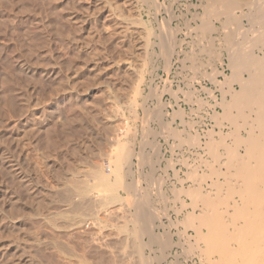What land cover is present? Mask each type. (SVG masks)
<instances>
[{
	"label": "rangeland",
	"instance_id": "374dc122",
	"mask_svg": "<svg viewBox=\"0 0 264 264\" xmlns=\"http://www.w3.org/2000/svg\"><path fill=\"white\" fill-rule=\"evenodd\" d=\"M105 1L109 2V3H105ZM124 1H125V3H124ZM149 1L152 4L155 3L154 5L155 6L157 5V6L156 7L154 6V8L151 9L148 5L144 4L143 0H89V1L88 0H86V1L85 0H0V264H82L83 260L86 261V264H135L134 262L132 263L131 259H126L127 258L126 254L122 253L123 255H121V252L124 251L123 247L125 246V245L124 246H122V245L127 241V239L130 241L133 240V236H130L128 233H124L122 231H119V229H120L119 226H121L122 222H124V216L126 215V211L124 212V210H125L124 206L122 207V205H117L120 208H122L120 210L119 207L112 205L113 208L110 206L111 208L109 207L108 210L106 209L104 211V209L100 208V206H98L96 203L93 202V200H91V199H93L92 195L89 196L87 194L89 197L85 196L84 194L82 195L81 193H79V191L74 189L75 183H73V181L76 182L77 180L79 181V179L81 181H85L86 179L88 180V178H89L88 174H87L88 169H89L90 165H91L90 168H92V166H95L96 163H99V164L104 163L103 168L106 169L105 173L107 171V174H108L109 170L107 168V166H108L107 162L102 163V161H100V160L104 161V156H105V158H107V155L109 153H111V149H113V146L118 145L119 143L123 144V142H124V144L127 143L126 145H131L134 148V151L136 153H139L140 150L144 151V153L147 156L146 159H148V160L145 159L146 161L144 160V163L141 165L137 162L139 164V167H138V164L133 165V167H132L133 173L127 179L128 181L131 177H133V178L137 177L140 180V182L142 181L140 183V185L142 184L141 188L144 190L147 189L146 191H148V192L150 191V193H154L151 186H153L152 183L155 182L156 180L163 181L164 182L163 187H167L169 185V183H171L169 185V187H167L166 189L164 188L166 200L169 198L168 200L170 202H167V203L162 202L159 204H152L153 202H152V200H150L151 205H153L152 209L154 210L156 208L154 213L157 211V213L159 212V216H161V219L159 221L161 222L165 217L169 218V216H167L168 212H166L167 211L166 209H168L170 205L176 206L178 204V202H176V201L177 200L179 201V198L181 197L182 193H180V194L174 193L173 190H175L177 188H176L175 184L172 183L173 182V180H172L173 179V173L175 175V172L177 171V164H178L177 153L180 152V154L185 155V160L192 162L193 161L192 160L193 159V151L195 149V147L192 146L193 144L190 142H185V143L183 142L182 143L181 138H186L188 133L196 135V133L202 134L204 132V129L206 128L207 124L209 123V114L208 113L210 112L209 109H211L210 103H212V99L210 97L209 92L208 91L204 92L201 88V84L206 82V78L203 76V73L206 70H207V73L210 72L211 68H212L209 64L211 56H209V54H207L209 52H201L200 51V49H199L200 47L198 48V46L196 44L198 41L197 35L199 36V32L198 31L196 32V29H193V28H197L196 25H200L202 23V19L204 18V14H205V9H204L205 7L203 5H205L207 3V0H204V1L203 0H149ZM104 3H105L106 7H104ZM124 4H126V5L124 6ZM189 4H191L190 6H193V7H190V9H189ZM201 5L203 6V8ZM111 6H112V10H111ZM85 7L87 10L85 9ZM96 8L100 12L96 11L97 10ZM118 8H119V10H118ZM157 8L159 11L157 10ZM75 9H76V11H74ZM88 9H89V11H88ZM120 10H121V13H120ZM155 10H157V11H155ZM88 13L90 15L93 14L92 15L93 17L90 16L91 20H89L90 18H89ZM122 13L124 16L123 15L121 16ZM194 14L196 17H194ZM81 15H82V17H81ZM104 15H106V16H104ZM202 16H203V18H201ZM98 17H100V18H98ZM104 17H106V18H104ZM107 17H110L111 19L107 18ZM123 17H125V18H123ZM76 18H78V19H76ZM139 19H140L141 23L144 20V22L142 23L143 25H141L140 22H137ZM78 20H80V21H78ZM91 21H92V23H91ZM93 21L95 22V24H93L94 23ZM149 21H151V22H149ZM213 21L215 22L216 20H213ZM105 23H106V25H103ZM138 23H140V25L142 27L140 25H138ZM148 23H151L152 25L148 24ZM121 24H122V26L123 25L124 26L122 27ZM161 24H163V25H161ZM79 25L81 26V28ZM95 25H96V27H95ZM117 25L120 27H117L115 29V26H117ZM144 25L147 27V29L145 28ZM186 26H188L189 28H186ZM215 26L217 29L220 28V30H218V31L216 30L218 33L214 32L215 31L214 30L213 33L211 34L212 35L211 37L215 41H213V40L210 41L212 39L211 37L209 40L211 44H212V42L214 43L213 44L214 48H216V46L217 47L220 46L221 42H217L218 41L217 37L220 36L219 31H221V27H222L221 23L220 22L218 23V21H216ZM152 27L154 29H152ZM190 27H192V28H190ZM99 28L101 29V31H99L100 30ZM110 28L113 29V31H115V32H112V30ZM149 28L153 32H155L156 35H158L159 37L161 36L160 38H165L167 33H168L167 31H173L176 39H178L180 41H184L183 42L184 43V51L186 53L190 52L188 54H191V52H193L195 50L194 54L196 55L195 57L197 58V60H196L197 63H195L191 59L187 58L185 56V54H182L180 62H179V60H176V58H175L172 62V68H171L170 72L166 71L167 70L166 69L167 68L166 67L167 66V58L165 56H163L164 57L163 58L160 51H158L157 55L156 54L151 55L152 53L150 54L149 49L147 51V50H145V48H143V47H145V45H144L145 42H147V41H145V37H150L151 39L154 38L152 35H150L153 33L151 30H149ZM187 29H188V31H187ZM110 30H111V33L113 34L112 36L115 38L111 37V34L109 33ZM147 30H149V31H147ZM120 31H121V35L123 37L120 36V34H119ZM127 31H129V32L131 31V33H129V32L126 33L125 34L126 36L128 34V36L126 37L124 35V33ZM89 32H92L91 36H89V34H90ZM93 32L96 33V36H95V33H93ZM98 32H99V34H98ZM65 33L68 34V36ZM107 33H108V35H107ZM114 33L117 36H114L115 35ZM83 34H84V36H83ZM97 35H98V37H97ZM99 35H100V37H99ZM163 35H164V37H163ZM87 36H89V38ZM101 36H103L104 38ZM64 37H67V38H64ZM86 37H87V39H86ZM91 37H93V38H91ZM116 37L118 40H121L123 38L124 39L121 40L122 41L121 42V41H118L116 39ZM90 38H91V41H90ZM96 38L98 41L96 40ZM83 39L86 42L83 41ZM109 40H110V42H109ZM88 41L90 44L88 43ZM193 41H195V43ZM91 42H94V43H91ZM105 42H108V43L106 44ZM143 42H144V44H143ZM192 43H194V46ZM207 43H208L207 41L203 42V46L205 47L206 45H208ZM106 47H107V49L108 48H110V49L107 50ZM118 48L120 50H118ZM90 49H91V51H90ZM95 50L99 51V53L96 52ZM100 50H103V51H100ZM105 50H106V52H105ZM125 51H127V52H125ZM75 52H77L78 54ZM93 52L94 53L96 52V54H95L96 56L99 54L98 55L99 60L94 55ZM104 52H105V54H104ZM131 52H132V54H131ZM88 53H90L91 55L90 54L87 55ZM92 53L94 56L92 55ZM125 53H127V55ZM198 53H200V54H198ZM101 54H102V56H101ZM116 54L117 55L119 54L120 56L118 55V57H117ZM122 54H125V55H122ZM106 55H108V56H106ZM138 55H140V56L137 57ZM87 56L89 58H87ZM99 56H101V57H99ZM133 56L134 57L136 56L135 57L136 60ZM85 57L87 58V60ZM90 57L93 59L94 62L92 61V59ZM93 57L96 58L95 60H97V61H95ZM143 57H145V58H143ZM150 57H152V58L150 59ZM102 58H103V60H102ZM104 58H106V59H104ZM182 59H184V60L187 59L188 61L186 60L187 62L186 61L184 62V60H182ZM58 61H59V63H57ZM71 61H73V62H71ZM87 61H88V63H83V62H87ZM181 61H183V62H181ZM61 62L63 63V65ZM95 62H97L98 65ZM116 63H117V65H119L118 67H117ZM58 64H60L63 68H61L60 65H58ZM146 64H148L147 69L145 67ZM183 64H185V65H183ZM64 66L68 70L67 73H66L67 70L65 69ZM84 66H86V67H84ZM107 66L110 68L107 69ZM185 66H187V67H185ZM193 66L197 67V68H194ZM78 67H79V69H78ZM98 67L100 69V70L98 69L100 72L98 70H96ZM131 67L134 69H132ZM163 67L165 68V70ZM71 68L74 70V72L72 71ZM75 68H76V70H75ZM91 68H92V70H91ZM127 68H128V70H127ZM140 68H143V69H140ZM198 68L200 70H198ZM58 69L61 71V72L59 71L60 75H57V74H59ZM64 69H65V71H64ZM194 71H196L197 74L195 73V75H194ZM199 71H200V73H199ZM97 72H99V73H97ZM129 72H131V73H129ZM132 72H134V73H132ZM102 73H103V75H102ZM123 73H125V74H123ZM112 74H113V76H112ZM200 75H202L203 77ZM89 76H91V77H89ZM123 76H124V78H123ZM134 76H135V78H134ZM54 77L57 81L54 79ZM61 77H63V79ZM71 77L74 81L72 79H70ZM87 77H89V78H87ZM107 77L108 78L110 77V78L107 79ZM93 78H94V82H91L92 84L89 83V85H88V82H90L89 80L93 81ZM82 79H85V80H82ZM111 79H112V81H111ZM152 80H154V81H152ZM75 81H76V83H75ZM78 81H80V82H78ZM84 81L85 82L87 81L86 85L91 86L92 89L88 86L86 87L85 84H83V86H84L83 87L81 84L85 83ZM113 81L114 82L116 81L118 84L117 83H111ZM228 82L230 83V80H228ZM65 83L67 86L64 85ZM71 84H74L75 86H73ZM101 84H102V86H101ZM113 84L116 86H113ZM56 85L59 86V88ZM79 85H80V87L77 88V86H79ZM150 85H151V87H150ZM97 86H98V88H97ZM56 87H57V90H56ZM113 87H114V89H113ZM234 87L236 89L239 88L238 85H237V87H236V85H234ZM66 88L68 89L67 91H66ZM121 88H124L125 90H121ZM181 88L183 91L181 90ZM211 88L213 90H215V94L217 96L222 95V93L219 90H217L215 87L211 86ZM227 88H225V91L228 90ZM62 89L66 92L64 93V91ZM69 89H70V91H69ZM130 89H131V91H130ZM171 89L173 90L174 93H172ZM107 90H109V92ZM137 90H139L140 93L136 94ZM190 90L192 92L193 91H196V92H194L192 94V92ZM100 91H102V92H100ZM117 91H119L120 94H118ZM133 91L135 93H133ZM188 91L191 92L190 93L191 94L190 102L191 101H192V103L193 102L195 103V101H198V102H196L195 104L194 103L192 104L189 101L188 102L186 101L188 104L187 105L188 110L186 111L185 114L187 116L185 115V117H183V118L178 117V116H174L173 115L174 113L171 109L172 105H176L175 102L179 99L184 100L185 97H183L182 94H183V92L189 93ZM98 93H100V94H98ZM102 93H104L103 94L104 96L101 95ZM187 93H185V94H187ZM117 94H118V96H117ZM125 94H128V96H126ZM185 94H184V96H186ZM98 95L100 98L96 97ZM172 95L173 96L175 95L177 97L174 96L175 97L174 98ZM102 96H103V98H102ZM134 96L136 97V99ZM158 96H159V98H158ZM94 97H96L95 100H94ZM192 97H193V99H192ZM41 98H42V100H41ZM97 98H99L100 100ZM147 98H149V99H147ZM76 99H78V100H76ZM81 99H82V101H81ZM101 99H103L104 101ZM142 99L144 100L143 102H142ZM195 99H197V100H195ZM92 100L94 102H92ZM89 101H90V103L88 104ZM99 101L102 104H100ZM199 101H201V102H199ZM66 102H67V104H66ZM74 102L75 103L78 102V103L75 104ZM91 102L95 103V104H91ZM119 102H121L120 105L122 107H120ZM126 102L128 103V105L124 104ZM134 102L136 104L135 106H137V107H135V109L130 106ZM203 102L205 104L202 105L201 103H203ZM106 103L110 104L111 106L110 105L108 106ZM116 103L118 106L116 105ZM85 104H86V106H85ZM97 104L98 105L100 104V105L98 106ZM168 104H170L171 106L170 105L168 106ZM207 104H210V105L208 106ZM64 105H65V107H63ZM70 105H71V108H73L74 110L70 108ZM76 105L79 107H77ZM106 106L109 107L110 110L107 109ZM112 106H114L116 109L113 107L111 110ZM159 106H160V108H159ZM80 107H81V109H80ZM82 107H84V108H82ZM85 107H87V109H85ZM96 107H97V109H96ZM127 107L128 108L130 107L129 108L130 110ZM161 107H163V108H161ZM200 107H203V108L200 109ZM58 108H59V110H58ZM76 108H77V110L75 111ZM88 108L89 109L91 108L90 111L93 112L94 114H92ZM92 108L95 109L94 110L95 112L92 111L93 110ZM104 108H106L107 111ZM190 108H192L194 110H191ZM78 109H80V111ZM83 109L87 110V112L83 111ZM117 109H119L118 110V112H120L119 114L116 113ZM160 109H162V110H160ZM197 109H199L200 111H198ZM104 110H105V112H104ZM114 110H115V112H114ZM121 110H122V112H121ZM146 110H150V112L146 111ZM68 111L70 113H72V115H70V113ZM108 111H110V113ZM106 112H108V114ZM148 112L153 114V116H152L153 120L151 119L148 122H146L147 121L146 116H147ZM86 113H87V116H86ZM133 113H134V115H133ZM73 115H74V117H73ZM89 115H90V117L93 115L92 116L93 118L91 117V119L93 121L88 118ZM70 117L74 118L72 120V122H71ZM75 117H76L77 121H75L76 120ZM100 117H102V118H100ZM110 117H111V119H108ZM138 117H139V120H137ZM87 118H88V120H87ZM99 118H100V120H99ZM79 119L81 121H79ZM112 119L115 121H113ZM61 120H63L64 123L70 122V126H68L69 124H64ZM39 121H40V123H39ZM43 121L45 122V124ZM116 121H117V123H116ZM124 121L127 122L128 124L124 123ZM55 122L57 125L55 124ZM91 122H96V123L94 124ZM101 122H102L103 126H102ZM118 122L120 123V125L122 123L123 127H122V125L120 126ZM184 122L186 124H184ZM189 122H191V123H189ZM87 123H88V125H87ZM89 123H91L92 125ZM99 123L101 125H99ZM111 123L113 124L112 127L110 125ZM143 123H144V125H143ZM60 124H61V126H60ZM62 124L65 126H63ZM114 124H117L116 128L113 127ZM126 124L128 126V129H127ZM71 125L74 126L75 128L72 127ZM96 125H97V127H96ZM160 125H161V127H160ZM182 125H184V126H182ZM189 125H191V129L189 128L190 127ZM192 125H193V127H192ZM100 126L103 128H101ZM107 126H109L110 128H107ZM119 126H120V128H119ZM49 127H50V129H49ZM64 127H65V129H64ZM147 127H149V129ZM51 128H53L54 130L51 131ZM68 128L70 130H68ZM112 128L115 130L119 128L120 130L114 131ZM121 128H123V129L121 130ZM41 129H43V130L41 131ZM81 129H83V130H81ZM182 129L185 130L184 133H186V134L183 133ZM44 130L45 131L47 130L48 132L47 131L46 132L48 134H46V132ZM49 130H50V132H54L56 130L54 132V134L56 133L57 135H54L53 133L51 134L49 132ZM91 130H93V131H91ZM104 130L108 134L111 133V135L104 133ZM173 130L177 131V132H174ZM43 131H44V133H43ZM57 131H61V132H57ZM70 131H71L72 135L68 134V133H70ZM83 131H86V134ZM120 131L121 132L123 131V132L120 133ZM124 131H127V132H124ZM112 132L113 133L115 132V133L113 134ZM49 133H50V136L48 138L47 135H49ZM116 133L120 135V139L122 138L121 141L118 138L119 135H117ZM126 133L128 135H125ZM40 134H42L44 137ZM66 134H67V136L69 135L70 137L65 136ZM87 134L90 135V137ZM95 134L97 137L95 136ZM121 134H122V137H121ZM163 134L165 135V137H163L164 136ZM143 135H145L144 139L142 138ZM154 135L156 138L154 137ZM55 136H57V137H55ZM58 136H60V139L58 138ZM108 136H110V137H108ZM41 137H43V138H41ZM73 137H74V139H72ZM115 137H116V139H115ZM145 137H146V139H145ZM147 137H149V139ZM153 137L155 139H153ZM50 138H52L54 140H52ZM112 138L115 139L114 142H113L114 139L112 140ZM42 139H45V140L43 141ZM46 139H47V141H46ZM77 139L78 140L82 139L84 143L88 142V141L89 142L86 143L87 145L84 144L85 145L84 146L83 142L81 140L78 141ZM95 139H96V142H95ZM55 140H56V142H55ZM58 140H61V141L59 142ZM74 140H75V142H73ZM145 140H147V141H145ZM153 140H155V141H153ZM166 140H168V141L166 142ZM76 141L79 142L78 146L80 145L81 148L80 147L78 148L77 146H75V144H77ZM100 141H102V143ZM104 141L106 144L108 141L109 144L106 145L104 143ZM47 142H49V143H47ZM51 142H52V146H50ZM58 142L62 143V146H60L61 144L59 145ZM110 142H112L113 144L112 143L110 144ZM134 142H135L136 146H135ZM149 142H150V144L151 143H153V144L150 145ZM157 142L159 144H157ZM55 143H56V145H55ZM66 143H67V145H66ZM70 143H72V144H70ZM73 143H75V144H73ZM147 143H148V145H147ZM173 143H175V144H173ZM57 144L60 147H57ZM141 144H142V146H141ZM63 145H65V146H63ZM149 145L152 146V148ZM154 145L156 146V148H153ZM159 145H160V147L157 148V146H159ZM180 145H182V147H180ZM48 147L50 149H48ZM76 147L78 150H76ZM146 147H148V148H146ZM176 147H177V149H176ZM70 148H72V149H70ZM170 148H172V149L169 150ZM43 149L44 150L47 149V150L43 151ZM59 149H61L60 150L61 152L59 151ZM64 149L68 150V151L70 150V151L68 152V151H65ZM79 149H82V150H79ZM83 149H85L86 152L89 150L87 152V154H86V152H84ZM102 149L103 150L105 149V150L102 151ZM90 150H92V153L90 152ZM100 150L102 153L100 152ZM75 151H76V153H75ZM153 151H155V152L153 153ZM156 151H158V152H156ZM49 152H50V154H49ZM51 152H53L55 154L53 155ZM81 152H82V154H80ZM89 152H90V154H89ZM172 152H173V154H172ZM44 153H45V155H44ZM158 153L160 155H158ZM72 154H75L76 156L72 155ZM50 155L54 156V157H51ZM62 155H63V157H62ZM80 155H81V157H80ZM95 155L98 159L95 158ZM97 155L100 157H98ZM66 156L67 157L71 156V157L66 158ZM158 156H159V159H157ZM56 157H57V160H56ZM79 157L81 158V160ZM91 157H93V158H91ZM42 158H43V160H42ZM52 158H54L55 160H53ZM62 158L65 159L66 163L64 162V160ZM186 158H188V159H186ZM60 159H62L63 162ZM73 159H75V160H73ZM94 159H95V161H94ZM168 159L173 160L174 165H172V166H174L175 168L172 167L173 168L172 169V168L168 167L169 165L167 166V164H169ZM96 160H98V161H96ZM83 161H85V162L88 161V162H86V164H85V162L82 163ZM90 161H91V163H90ZM51 162H53V163L51 164ZM72 162L73 163L76 162V163L73 164ZM92 162H93V164H92ZM39 163L40 164L44 163L43 165H45V167H43ZM69 163L71 165L73 164L74 166L69 165ZM182 163L185 165L184 160L182 161ZM67 164L70 166V168H73L74 170L70 169L67 166ZM82 164H83V166H81ZM58 166L60 168H62L61 172L63 173V176L61 175L62 173L59 172L60 169ZM64 167H65V169H64ZM66 167H67V169H66ZM81 167H83V168H81ZM68 168H69V170H68ZM84 168H87V169L85 170ZM42 169H43V171H41ZM80 169H82L84 171H81ZM104 169H103V171H104ZM175 169H176V171H175ZM203 169H205V167ZM47 170H50V171H47ZM52 170H54V171H52ZM70 170L75 171V173L81 172L80 175L81 174H83V175L80 176L77 173L75 174L73 171H72L73 172L72 173V172H70ZM79 170H80V172H78ZM64 171L65 172L67 171L69 174H67V172L64 174ZM42 173L44 176L42 175ZM48 173H49V175H47ZM50 173H52V174H50ZM71 173L75 174V175H73L74 177L72 176ZM86 174H87L86 179L84 178L85 180H82L83 176H85ZM54 175H56V176H54ZM64 175L67 178H65ZM176 175H178V174H176ZM61 176H62V178H61ZM155 176L157 179H155ZM56 177H57V179H56ZM63 177H64V179H63ZM58 179H60V180H58ZM50 180H51V183H50ZM55 180H56V182H55ZM65 180L69 183H67ZM89 181H91V179ZM62 182H64L65 185H63L64 183H62ZM70 182H72L71 183L72 185L70 184ZM145 183L148 186H143V184H145ZM50 184L53 186H51ZM55 184H56V186L61 185V188L58 186L56 187ZM150 184H152V185H150ZM64 186L65 187L68 186L67 190L64 189L65 188ZM42 188H45V189H42ZM49 188H51L52 190H50ZM58 188H60L61 190L64 189V191L58 190ZM150 188H151V190H150ZM53 189L56 190L57 192L54 191L55 192L54 193ZM68 189H69V193H68ZM65 191L70 196H68L65 193ZM71 191L72 192L74 191V192L72 193ZM119 193H120V196L124 200L128 196V194H126L127 192L125 190H120ZM65 194H66V196H65ZM51 195L52 196L54 195V196L52 197ZM49 196L52 197V198H50V200H49ZM152 197H154V194H153V196H151V198ZM66 198H68L69 201L66 200ZM53 199H55V200H53ZM71 199H72V201H70ZM80 199L82 201H83V199L86 202L88 201L87 202L88 205L85 202L87 206L86 205L84 206V204H85L84 201H83V203H80V201H81ZM40 200H42V201H40ZM51 201H53V202H51ZM60 201H62V202H60ZM91 201H92V203L89 204V202H91ZM39 203L40 204L42 203L43 207L39 206L40 205ZM71 204H73L74 206ZM76 206H78V207L76 208ZM39 207H42V208H39ZM114 207H116V208H114ZM72 208L74 209V211ZM78 208L80 209V211ZM43 209H45V210H43ZM58 211H60V212L58 213ZM75 211L78 212L77 215L75 214L76 213ZM81 211L83 212V214L85 216L81 213ZM124 213H125V215H123ZM44 214H47V215H44ZM163 214H164V216H163ZM59 216H62V217H59ZM65 216H66V218H65ZM112 216L114 217V220L116 219L118 222L116 220L114 221L112 219L113 218ZM115 216L119 219H117ZM106 217H107V219H106ZM49 218H50V220H49ZM59 219H61V220L64 219V220L59 221ZM67 219L68 220L71 219L73 222L71 220H69V222L70 221L72 222V223L70 222L71 223L70 224V223H68ZM170 219L171 218H169V220ZM120 220H122V221H120ZM74 222L76 224H73ZM77 222L80 223V227H79V224ZM81 222H83V223H81ZM111 223H114V224L111 225ZM155 223H156V221H155ZM170 223L174 224V222H172V220H170ZM48 224H50L52 226V228ZM64 224H66V225H64ZM172 224H170L171 227L170 226L166 227V225L161 226L159 228L155 227V229L152 232L153 234L152 233L150 235L148 234L147 236H144L141 240L143 242V244L142 243L141 244L143 246H145V249L143 250L144 251L143 254H144V256L149 257V259L153 262V264H168V263L169 264L170 263L171 264H178V263L184 264L185 261L182 258L185 257L186 262H188V258L193 257V255H194L193 253L188 254L187 250L186 251L183 250L185 248L190 249V243L189 242H192L193 239L192 238L190 239V237L188 235H183L181 237V234L180 235L178 234L179 236L177 237L175 234L181 233V231H185V230H183V229L180 230L177 223H175V225H172ZM108 227H110V228H108ZM163 227H165V228H163ZM51 229H53V230H51ZM116 231H118V233ZM169 231L171 232V234H173L172 240H171L172 241L171 244L173 246L170 243H168L169 245H171V246H169L167 244L168 241H166L167 240V233ZM120 235H121V237H120ZM122 235H124V236L122 237ZM109 237H111V238H109ZM155 237H156V239L160 238L161 240L159 239V242L153 243L154 245L152 246V249H150L147 246L151 245L150 243L153 239H155ZM108 238H109V241H111V242L108 241ZM104 241L107 242V244ZM148 241H150V242H148ZM120 242H124V243L122 244ZM116 243L119 245H117ZM103 244L108 249H105ZM166 245H168V247ZM174 245H176V246H174ZM118 246H119V248H118ZM165 248L168 251L165 250ZM110 249L112 251H110ZM103 253L106 255H104ZM126 253H127V255L130 254L129 252H126ZM161 254H163V255H161ZM99 255L101 256V258H99L100 257ZM112 255H114V256H112ZM180 255H182V256H180ZM115 256L118 258H116ZM123 256L126 258H124ZM76 257H78V258H76ZM113 257H115V258H113ZM150 257L152 259L154 258V261ZM163 257H164V259H163ZM175 257H176V259L178 258L177 259L178 262L175 260ZM102 258L103 259L105 258V259L103 260ZM120 260H123V262H121ZM124 260L126 261V263ZM85 261H83V264H85ZM117 261H118V263H117ZM134 261L137 262V259L134 258ZM136 264H140V262L138 261V263H136Z\"/></svg>",
	"mask_w": 264,
	"mask_h": 264
},
{
	"label": "bare ground",
	"instance_id": "6f19581e",
	"mask_svg": "<svg viewBox=\"0 0 264 264\" xmlns=\"http://www.w3.org/2000/svg\"><path fill=\"white\" fill-rule=\"evenodd\" d=\"M86 1V0H85ZM89 1V0H88ZM204 1V0H203ZM99 2V1H98ZM101 2V1H100ZM143 2H144V4H146V5H148L151 9L152 8H154V4L155 3H151L149 0H143ZM201 2V1H200ZM88 3V2H87ZM102 3V2H101ZM105 3H109V2H106L105 1ZM105 3H104V7H106L105 6ZM113 3V2H112ZM111 3V4H112ZM124 3H125V1H124ZM90 5V4H89ZM108 5V4H107ZM116 5V4H115ZM126 4H124V6H125ZM191 4H189V9H190V7H193V6H190ZM88 6V5H87ZM119 6V5H118ZM117 6V7H118ZM157 6V5H156ZM155 6V7H156ZM202 6V5H201ZM205 8V14H204V18H203V16L201 17V18H203L202 19V23L200 24V25H196L197 26V28H193V29H196V32L198 31L199 32V36L197 35V37H198V41H197V46H198V48L200 49V51L201 52H209V53H207V54H209V56H211L210 58V66L212 67H210L211 68V71L210 72H208L207 73V70L203 73V76L206 78V82L205 83H203V84H201V88H202V90L205 92H209V94H210V97H211V99H212V103H210V104H207L208 106L210 105V108L211 109H209L210 110V112L208 113L209 114V123L207 124V126H206V128L204 129V132L202 133V134H197L196 133V135H193V134H191V133H188V135H187V137L186 138H181V140H182V143L184 142H190V143H192L193 145V147H198L199 149H200V151L202 152V153H198V154H196V157L198 158H196V160L198 161V160H200V162H201V164H195L194 163V161H192V162H190V161H188V160H185V159H182V161L184 160V163H185V167L187 168V171H186V173H184V174H186V183L187 182H189V186L188 187H185V188H183L181 191L182 192H184V194L187 196V197H189V198H191V201H192V203L191 204H189V206L191 205V207H192V210H194L195 211V209L198 207V205L199 204H202L203 205V210H204V208H206V209H209V212H208V210H207V212L205 211H202V209L201 208H199L200 210H201V212H203V213H199V214H197V215H200V216H202V219H201V217L199 216H195V214H193L192 212H194V211H192V212H190L189 214H188V212H187V217H184V218H186V220H184L185 221V223H183V222H181V224L185 227V231H181V233H177V234H175L177 237L181 234V237L183 236V235H188L187 233H188V229H193L194 231H195V234L196 235H194V234H192V235H188L189 237H190V239L192 238L193 239V241L192 242H189L190 243V249L188 248V249H183V250H187V252H188V254H195V253H198V254H201L202 256L204 255L205 256V258H207V257H210L211 255H220V256H225V258L227 257L228 259L229 258H231L230 260H233L232 262H236L237 261V259L236 260H234L235 259V257L237 256V257H239V255H238V253H241L243 256H241L240 258L242 259V257H243V261L244 262H242L241 261V263L242 264H249V262L251 261V260H253L252 258H253V255H255L258 259H257V261H255L254 260V264H264V174H263V170H264V0H207V3L205 4V5H203ZM203 6H202V8H203ZM84 7V6H83ZM95 7V6H94ZM103 7V6H102ZM110 7V6H109ZM168 7V6H167ZM88 8V7H87ZM120 8V7H119ZM119 8H118V10H119ZM122 8V7H121ZM159 8V7H158ZM158 8H157V10H158ZM83 9V8H82ZM85 9H86V7H85ZM97 9V8H96ZM117 9V8H116ZM143 9V8H142ZM87 10V9H86ZM109 10V9H108ZM111 10H112V6H111ZM122 10V9H121ZM121 10H120V13H121ZM157 10H155V11H157ZM169 10V9H168ZM74 11H76V9L74 10ZM88 11H89V9H88ZM95 11V10H94ZM93 11V12H94ZM96 11H98V9L96 10ZM95 11V12H96ZM114 11V10H113ZM112 11V12H113ZM123 11V10H122ZM159 11V10H158ZM86 12V11H85ZM91 12V11H90ZM98 12H100V11H98ZM97 12V13H98ZM111 12V11H110ZM168 12V11H167ZM79 13V12H78ZM77 13V14H78ZM82 13V12H81ZM87 13V12H86ZM104 13V12H103ZM124 13V12H123ZM123 13L121 14V16L123 15ZM149 13V12H148ZM89 14V13H88ZM93 15V14H92ZM92 15H90L89 14V18H90V16H92ZM98 15V14H97ZM111 15V14H110ZM114 15V14H113ZM148 15V14H147ZM150 15V14H149ZM187 15V14H186ZM198 15V14H197ZM71 16V15H70ZM95 16V15H94ZM104 16H106V15H104ZM120 16V17H121ZM124 16V15H123ZM138 16V15H137ZM81 17H82V15H81ZM80 17V18H81ZM93 17V16H92ZM126 17V16H125ZM125 17H123V18H125ZM148 17V16H147ZM177 17V16H176ZM194 17H196L195 16V14H194ZM79 18V19H80ZM88 18V19H89ZM98 18H100V17H98ZM104 18H106V17H104ZM107 18H110V17H107ZM140 18V17H139ZM170 18V17H169ZM178 18V17H177ZM76 19H78V18H76ZM87 19V18H86ZM111 19V18H110ZM122 19V18H121ZM154 19V18H153ZM70 20V19H69ZM89 20H91V18L89 19ZM213 20H216V21H218V23L220 22L221 23V31H219L220 33H219V35L220 36H218L217 37V42H221L220 43V46L219 47H217L216 45V48H214L213 46V42H212V44L210 43V41H212L213 40V38L211 37L212 35V33H213V31L214 32H217L218 30H220V28L219 29H217L216 28V26H215V23H216V21L214 22ZM72 21V20H71ZM78 21H80V20H78ZM82 21V20H81ZM121 21V20H120ZM75 22V21H74ZM94 22V21H93ZM137 22H140L141 23V21H140V19L137 21ZM136 22V23H137ZM143 22H144V20H143ZM142 22V23H143ZM149 22H151V21H149ZM82 23V22H81ZM80 23V24H81ZM91 23H92V21H91ZM97 23V22H96ZM101 23V22H100ZM99 23V24H100ZM120 23V22H119ZM135 23V22H134ZM140 23H138V25H140ZM141 23V25H143ZM191 23V22H190ZM93 24H95V22L93 23ZM92 24V25H93ZM98 24V25H99ZM147 24V23H146ZM148 24H151V23H148ZM187 24V23H186ZM97 25V26H98ZM103 25H106V23L105 24H103ZM140 25V26H141ZM152 25V24H151ZM161 25H163V24H161ZM219 25V24H218ZM80 26V25H79ZM102 26V25H101ZM100 26V27H101ZM109 26V25H108ZM121 26H122V24H121ZM124 26V25H123ZM122 26V27H123ZM145 26V25H144ZM95 27H96V25H95ZM103 27V26H102ZM111 27V26H110ZM117 27H120V26H115V29L117 28ZM142 27V26H141ZM164 27V26H163ZM80 28H81V26H80ZM86 28V27H85ZM92 28V27H91ZM108 28V27H107ZM113 28V27H112ZM127 28V27H126ZM145 28L147 29V27L145 26ZM159 28V27H158ZM165 28V27H164ZM186 28H189L188 26H186ZM190 28H192V27H190ZM79 29V28H78ZM100 29V28H99ZM111 29V28H110ZM114 29V28H113ZM113 29H111L112 30V32H115V31H113ZM152 29H154L153 27H152ZM166 29V28H165ZM180 29V28H179ZM83 30V29H82ZM103 30V29H102ZM111 30H110V34H111V37H113L112 35V33H111ZM126 30V29H125ZM149 30H151L150 28H149ZM149 30H147V31H149ZM217 30V31H216ZM99 31H101V29L99 30ZM104 31V30H103ZM152 31V30H151ZM187 31H188V29H187ZM129 31H127V32H125L124 33V35L126 34V33H128ZM165 32V31H164ZM168 33H167V35H166V37L165 38H160L158 35H156L155 34V32H153L152 31V33L153 34H150V35H152L154 38H150V37H145V41H147V42H145V44H144V42H143V44L145 45V47H143V48H145V50H147L148 51V49L150 50V54L151 55H153V54H158V51H160L161 52V55H162V57L163 56H165L166 58H167V70L166 71H168V72H170V70H171V68H172V62H173V60L176 58V60H179V62H180V60H181V56H182V54H185V56L187 57V58H189V59H191L193 62H195V63H197L196 62V60H197V58L195 57L196 55L194 54V52H195V50L193 51V52H191V54H188V53H190V52H188V53H186L185 51H184V41H180V40H178V39H176L175 38V36H174V33H173V31H167ZM175 32V31H174ZM192 32V31H191ZM69 33V32H68ZM90 34H89V36H91V34H92V32H89ZM93 33H95V32H93ZM103 33V32H102ZM123 33V32H122ZM129 33H131V31L129 32ZM166 33V32H165ZM186 33V32H185ZM218 33V32H217ZM66 34V33H65ZM98 34H99V32H98ZM115 34V33H114ZM119 34H120V36L121 37H123L122 35H121V31L119 32ZM146 34V33H145ZM67 36H68V34H66ZM80 35V34H79ZM88 35V34H87ZM102 35V34H101ZM107 35H108V33H107ZM106 35V36H107ZM57 36V35H56ZM83 36H84V34H83ZM89 36H87L88 38H89ZM94 36V35H93ZM95 36H96V33H95ZM110 36V35H109ZM108 36V37H109ZM114 36H117L116 34L114 35ZM126 36V35H125ZM127 36H128V34H127ZM126 36V37H127ZM134 36V35H133ZM146 36V35H145ZM60 37V36H59ZM58 37V38H59ZM70 37V36H69ZM87 37H86V39H87ZM97 37H98V35H97ZM99 37H100V35H99ZM101 37H103V36H101ZM120 37V38H121ZM163 37H164V35H163ZM210 37L212 38L211 40H210ZM64 38H67V37H64ZM81 38V37H80ZM91 38H93V37H91ZM91 38H90V41H91ZM104 38V37H103ZM106 38V37H105ZM113 38H115V37H113ZM73 39V38H72ZM116 39H117V37H116ZM124 39V38H123ZM123 39H121V40H123ZM148 39V40H147ZM216 39V38H215ZM93 40V39H92ZM96 40H97V38H96ZM106 40V39H105ZM118 40V39H117ZM116 40V41H117ZM121 40H118V41H121ZM210 40V41H209ZM71 41V40H70ZM82 41V40H81ZM83 41H85L84 39H83ZM98 41V40H97ZM100 41V40H99ZM115 41V40H114ZM205 41H207L208 43V45H206L205 47L203 46V42H205ZM213 41H215V40H213ZM69 42V41H68ZM77 42V41H76ZM86 42V41H85ZM96 42V41H95ZM109 42H110V40H109ZM122 42V41H121ZM120 42V43H121ZM194 43H195V41H193ZM78 43V42H77ZM88 43H89V41H88ZM91 43H94V42H91ZM102 43V42H101ZM104 43V42H103ZM106 44L108 43V42H105ZM119 43V42H118ZM194 43H192L193 44V46H194ZM90 44V43H89ZM114 44V43H113ZM112 44V45H113ZM123 44V43H122ZM191 44V45H192ZM195 44V45H196ZM218 44V43H217ZM105 45V44H104ZM189 45V44H188ZM219 45V44H218ZM102 46V45H101ZM120 46V45H119ZM123 46V45H122ZM133 46V45H132ZM104 47V46H103ZM134 47V46H133ZM123 48V47H122ZM140 48V47H139ZM138 48V49H139ZM147 48V49H146ZM191 48V47H190ZM102 49V48H101ZM106 49H107V47H106ZM108 49H110V48H108ZM107 49V50H108ZM137 49V50H138ZM158 49V50H157ZM195 49V48H194ZM58 50V49H57ZM118 50H120L119 48H118ZM129 50V49H128ZM143 50V49H142ZM90 51H91V49H90ZM96 51V50H95ZM100 51H103V50H100ZM132 51V50H131ZM144 51V50H143ZM88 52V51H87ZM96 52H98L99 53V51H96ZM96 52L94 53V55L96 54ZM105 52H106V50H105ZM105 52H104V54H105ZM125 52H127V51H125ZM129 52V51H128ZM135 52V51H134ZM141 52V51H140ZM200 52V53H201ZM75 53H77V52H75ZM93 53H92V55H93ZM103 53V52H102ZM111 53V52H110ZM130 53V52H129ZM200 53H198V54H200ZM78 54V53H77ZM86 54V53H85ZM84 54V55H85ZM90 53H88L87 55H89ZM115 54V53H114ZM126 55H127V53H125ZM125 54H122V55H125ZM131 54H132V52H131ZM197 54V53H196ZM202 54V53H201ZM82 55V54H81ZM83 55V56H84ZM91 55V54H90ZM93 55V56H94ZM99 55V54H98ZM98 55L96 56L97 58H98ZM117 55V54H116ZM115 55V56H116ZM119 55V54H118ZM118 55H117V57H118ZM134 55V54H133ZM136 55V54H135ZM204 55V54H203ZM79 56V55H78ZM101 56H102V54H101ZM101 56H99V57H101ZM106 56H108V55H106ZM113 56V55H112ZM120 56V55H119ZM140 55H138L137 57H139ZM145 56V55H144ZM159 56V55H158ZM198 56V55H197ZM82 57V56H81ZM92 57V56H91ZM90 57V58H91ZM114 57V56H113ZM112 57V58H113ZM116 57V58H117ZM134 57V56H133ZM136 57V56H135ZM134 57V58H135ZM56 58V57H55ZM86 58V57H85ZM87 58H89L88 56H87ZM87 58H86V60H87ZM94 58V57H93ZM108 58V57H107ZM120 58V57H119ZM127 58V57H126ZM143 58H145V57H143ZM152 57H150V59H151ZM154 58V57H153ZM164 58V57H163ZM73 59V58H72ZM92 59V58H91ZM96 58H94V60H95ZM104 59H106V58H104ZM114 59V58H113ZM138 59V58H137ZM148 59V58H147ZM149 59V60H150ZM59 60V59H58ZM69 60V59H68ZM98 60H99V58H98ZM102 60H103V58H102ZM108 60V59H107ZM110 60V59H109ZM135 60H136V58H135ZM165 60V59H164ZM182 60H184V59H182ZM187 59H185L184 60V62L186 61ZM57 61V60H56ZM62 61V60H61ZM92 61H93V59H92ZM95 61H97V60H95ZM112 61V60H111ZM151 61V60H150ZM188 61V60H187ZM186 61V62H187ZM71 62H73V61H71ZM94 62V61H93ZM103 62V61H102ZM105 62V61H104ZM109 62V61H108ZM119 62V61H118ZM135 62V61H134ZM137 62V61H136ZM141 62V61H140ZM181 62H183V61H181ZM57 63H59V61L57 62ZM62 63V62H61ZM60 63V64H61ZM83 63H88V61L87 62H83ZM95 63H97V62H95ZM121 63V62H120ZM60 64H58V65H60ZM119 64V63H118ZM202 64V63H201ZM62 65H63V63H62ZM74 65V64H73ZM91 65V64H90ZM97 65H98V63H97ZM116 65H117V63H116ZM124 65V64H123ZM183 65H185V64H183ZM182 65V66H183ZM57 66V65H56ZM96 66V65H95ZM119 65H117V67H118ZM147 66H148V64H146V69H147ZM181 66V67H182ZM207 66V65H206ZM209 66V65H208ZM60 67L61 68H63L61 65H60ZM65 67V66H64ZM77 67V66H76ZM80 67V66H79ZM79 67H78V69H79ZM84 67H86V66H84ZM93 67V66H92ZM100 67V66H99ZM99 67L96 69V70H98L99 69ZM112 67V66H111ZM185 67H187V66H185ZM189 67V66H188ZM194 67V66H193ZM59 68V67H58ZM96 68V67H95ZM104 68V67H103ZM108 68H110V67H108L107 66V69ZM132 68V67H131ZM164 68V67H163ZM194 68H197V67H194ZM65 69H66V67H65ZM65 69H64V71H65ZM72 69V68H71ZM105 69V68H104ZM132 69H134V68H132ZM140 69H143V68H140ZM139 69V70H140ZM183 69V68H182ZM193 69V68H192ZM67 70V69H66ZM75 70H76V68H75ZM91 70H92V68H91ZM100 70V69H99ZM98 70V71H99ZM127 70H128V68H127ZM164 70H165V68H164ZM194 70V69H193ZM198 70H200L199 68H198ZM60 70L58 69V72H59ZM72 71L74 72V70L72 69ZM90 71V70H89ZM117 71V70H116ZM123 71V70H122ZM134 71V70H133ZM165 71V72H166ZM191 71V70H190ZM61 72V71H60ZM60 72H59V74H57V75H60ZM68 72V70L66 71V73ZM100 72V71H99ZM99 72H97V73H99ZM105 72V71H104ZM112 72V71H111ZM120 72V71H119ZM143 72V71H142ZM193 72V71H192ZM57 73V72H56ZM65 73V72H64ZM63 73V74H64ZM65 73V74H66ZM71 73V72H70ZM114 73V72H113ZM116 73V72H115ZM129 73H131V72H129ZM132 73H134V72H132ZM146 73V72H145ZM180 73V72H179ZM195 73H196V71H194V75H195ZM199 73H200V71H199ZM80 74V73H79ZM95 74V73H94ZM101 74V73H100ZM99 74V75H100ZM111 74V73H110ZM120 74V73H119ZM123 74H125V73H123ZM143 74V73H142ZM141 74V75H142ZM197 74V73H196ZM202 74V73H201ZM70 75V74H69ZM81 75V74H80ZM90 75V74H89ZM97 75V74H96ZM98 75V76H99ZM102 75H103V73H102ZM117 75V74H116ZM134 75V74H133ZM140 75V74H139ZM181 75V74H180ZM72 76V75H71ZM82 76V75H81ZM110 76V75H109ZM112 76H113V74H112ZM119 76V75H118ZM122 76V75H121ZM200 76H202V75H200ZM202 76V77H203ZM89 77H91V76H89ZM89 77H87V78H89ZM201 77V78H202ZM62 79H63V77H61ZM74 78V77H73ZM105 78V77H104ZM110 78V77H109ZM108 77H107V79H109ZM113 78V77H112ZM121 78V77H120ZM123 78H124V76H123ZM134 78H135V76H134ZM152 78V77H151ZM54 79H55V77H54ZM66 79V78H65ZM70 79H72V77L70 78ZM96 79V78H95ZM100 79V78H99ZM117 79V78H116ZM146 79V78H145ZM56 80V79H55ZM67 80V79H66ZM65 80V81H66ZM73 80V79H72ZM71 80V81H72ZM76 80V79H75ZM80 80V79H79ZM82 80H85V79H82ZM81 80V81H82ZM88 80V79H87ZM101 80V79H100ZM105 80V79H104ZM125 80V79H124ZM144 80V79H143ZM228 80H230V83L228 82ZM57 81V80H56ZM74 81V80H73ZM90 82H88V85H89V83H91V82H94V78H93V81H91V80H89ZM96 81V80H95ZM111 81H112V79H111ZM152 81H154V80H152ZM60 82V81H59ZM58 82V83H59ZM67 82V81H66ZM78 82H80V81H78ZM83 82V81H82ZM85 82V81H84ZM102 82V81H101ZM100 82V83H101ZM200 82V81H199ZM57 83V82H56ZM55 83V84H56ZM63 83V82H62ZM75 83H76V81H75ZM86 83H87V81L85 82V83H82L81 85L83 86V84H85L86 85ZM111 83H117L116 81L114 82H111ZM120 83V82H119ZM143 83V82H142ZM167 83V82H166ZM80 84V83H79ZM92 84V83H91ZM90 84V85H91ZM98 84V83H97ZM103 84V83H102ZM102 84H101V86H102ZM118 84V83H117ZM125 84V83H124ZM123 84V85H124ZM65 86H67L66 85V83L64 84ZM63 85V86H64ZM71 85H73V86H75L74 84H71ZM88 85H86V87L88 86ZM100 85V84H99ZM112 85V84H111ZM122 85V86H123ZM234 85H238V87L239 88H235L234 87ZM54 86V85H53ZM57 86V85H56ZM72 86V87H73ZM113 86H116V85H114L113 84ZM211 86H213V87H215L217 90H219L221 93H222V95L221 96H217L216 94H215V90H213L212 88H211ZM228 88H227V87ZM58 88H59V86H57ZM57 87H56V90H57ZM61 87V86H60ZM78 87H80V85L79 86H77V88ZM84 87V86H83ZM88 87H90L91 88V86H88ZM94 87V86H93ZM107 87V86H106ZM126 87V86H125ZM150 87H151V85H150ZM192 87V86H191ZM64 88V87H63ZM68 88V87H67ZM66 88V91L68 90ZM97 88H98V86H97ZM119 88V87H118ZM172 88V87H171ZM225 88H227L228 90L227 91H225ZM61 89V88H60ZM65 89V88H64ZM92 89V88H91ZM90 89V90H91ZM105 89V88H104ZM107 89V88H106ZM113 89H114V87H113ZM145 89V88H144ZM153 89V88H152ZM63 90V89H62ZM89 90V91H90ZM121 90H125L124 88H121ZM170 90V89H169ZM172 90V89H171ZM181 90H182V88H181ZM64 91V90H63ZM66 91H64V93L66 92ZM69 91H70V89H69ZM108 92H109V90H107ZM120 91V90H119ZM119 91H117L118 92V94H120L119 93ZM130 91H131V89H130ZM157 91V90H156ZM166 91V90H165ZM183 91V90H182ZM191 91V90H190ZM100 92H102V91H100ZM116 92V91H115ZM168 92V91H167ZM189 92V91H188ZM192 92V91H191ZM191 92H189V93H187V92H183V97H185V99L183 100V99H179V100H177L175 103H176V105H172V111H173V115L174 116H178V117H181V118H183V117H185V113H186V111L188 110V107H187V102L189 101L190 102V99H191ZM194 92H196V91H193L192 92V94L194 93ZM72 93V92H71ZM70 93V94H71ZM105 93V92H104ZM104 93H102L101 95H103ZM125 93V92H124ZM133 93H135L134 91H133ZM138 93H140L139 92V90H137L136 91V94H138ZM143 93V92H142ZM141 93V94H142ZM172 93H174L173 92V90H172ZM185 93H187V94H185ZM59 94V93H58ZM63 94V93H62ZM84 94V93H83ZM98 94H100V93H98ZM118 94H117V96H118ZM135 94V95H136ZM169 94V93H168ZM184 94L186 95V96H184ZM60 95V94H59ZM58 95V96H59ZM77 95V94H76ZM124 95V94H123ZM126 96H128V94H125ZM152 95V94H151ZM150 95V96H151ZM157 95V94H156ZM177 95V94H176ZM104 96V95H103ZM103 96H102V98H103ZM109 96V95H108ZM111 96V95H110ZM125 96V97H126ZM137 96V95H136ZM173 96V95H172ZM175 96V95H174ZM173 96V97H174ZM71 97V96H70ZM75 97V96H74ZM96 97H99V95L98 96H96ZM96 97H94V100H95V98ZM120 97V96H119ZM124 97V98H125ZM135 97V96H134ZM133 97V98H134ZM147 97V96H146ZM171 97V96H170ZM175 97H177V96H175ZM174 97V98H175ZM196 97V96H195ZM100 98V97H99ZM99 98H97V99H99ZM110 98V97H109ZM140 98V97H139ZM158 98H159V96H158ZM55 99V98H54ZM70 99V98H69ZM74 99V98H73ZM72 99V100H73ZM84 99V98H83ZM92 99V98H91ZM115 99V98H114ZM127 99V98H126ZM129 99V98H128ZM135 99H136V97H135ZM134 99V100H135ZM147 99H149V98H147ZM146 99V100H147ZM177 99V98H176ZM192 99H193V97H192ZM41 100H42V98H41ZM76 100H78V99H76ZM85 100V99H84ZM88 100V99H87ZM100 100V99H99ZM101 100H103V99H101ZM110 100V99H109ZM108 100V101H109ZM195 100H197V99H195ZM67 101V100H66ZM81 101H82V99H81ZM104 101V100H103ZM111 101V100H110ZM120 101V100H119ZM132 101V100H131ZM130 101V102H131ZM136 101V100H135ZM144 100L142 99V102H143ZM152 101V100H151ZM187 101V102H186ZM53 102V101H52ZM63 102V101H62ZM92 102H94L93 100H92ZM91 102V104H95V103H92ZM98 102V101H97ZM96 102V103H97ZM107 102V101H106ZM112 102V101H111ZM161 102V101H160ZM178 102V103H177ZM196 102H198V101H195V103ZM199 102H201V101H199ZM43 103V102H42ZM65 103V102H64ZM71 103V102H70ZM75 103V102H74ZM78 103V102H77ZM77 103H75V104H77ZM90 103V101L88 102V104ZM99 103L100 104H102L100 101H99ZM105 103V102H104ZM132 103V102H131ZM137 103V102H136ZM190 103H192V101L190 102ZM194 103V102H193ZM192 103V104H193ZM194 103V104H195ZM66 104H67V102H66ZM81 104V103H80ZM99 104V105H100ZM107 104V103H106ZM112 104V103H111ZM121 104V102H119V105ZM123 104V103H122ZM124 104H127L128 105V103L126 102V103H124ZM202 105L203 104H205L204 102L203 103H201ZM44 105V104H43ZM98 105V104H97ZM98 105V106H99ZM108 106L110 105V104H107ZM116 105H117V103H116ZM136 104H135V102L133 103V104H131L130 106L132 107V108H134L135 109V107H137V106H135ZM170 104H168V106H169ZM201 105V106H202ZM41 106V105H40ZM77 106V105H76ZM84 106V105H83ZM85 106H86V104H85ZM111 106V105H110ZM118 106V105H117ZM144 106V105H143ZM171 106V105H170ZM205 106V105H204ZM63 107H65V105L63 106ZM74 107V106H73ZM77 107H79V106H77ZM91 107V106H90ZM93 107V106H92ZM107 107V106H106ZM114 106H112L111 107V110H112V108H113ZM120 107H122L121 105H120ZM125 107V106H124ZM199 107V106H198ZM70 108H71V105H70ZM69 108V109H70ZM82 108H84V107H82ZM95 108V107H94ZM94 108H92L93 110L92 111H94L95 109ZM115 108V107H114ZM119 108V107H118ZM128 108V107H127ZM130 108V107H129ZM128 108V109H129ZM159 108H160V106H159ZM161 108H163V107H161ZM201 108H203V107H200V109ZM71 109H73V108H71ZM70 109V110H71ZM80 109H81V107H80ZM80 109H78L79 111H80ZM85 109H87V107H85ZM89 109V108H88ZM91 109V108H90ZM90 109H89V111H90ZM96 109H97V107H96ZM104 109H106V108H104ZM107 109H109V107H107ZM107 109H106V111H107ZM116 109V108H115ZM144 109V108H143ZM148 109V108H147ZM191 110H194V109H192V108H190ZM44 110V109H43ZM42 110V111H43ZM54 110V109H53ZM58 110H59V108H58ZM74 110V109H73ZM77 110V108L75 109V111ZM99 110V109H98ZM110 110V109H109ZM118 110L119 109H117V112L116 113H120V112H118ZM127 110V109H126ZM130 110V109H129ZM145 110V109H144ZM160 110H162V109H160ZM198 111H200L199 109H197ZM83 111H86L87 112V110H84L83 109ZM146 111H149L150 112V110H146ZM58 112V111H57ZM69 112V111H68ZM72 112V111H71ZM74 112V111H73ZM91 112V111H90ZM95 112V111H94ZM101 112V111H100ZM99 112V113H100ZM104 112H105V110H104ZM109 113H110V111H108ZM108 112H106L107 114H108ZM113 112V111H112ZM114 112H115V110H114ZM121 112H122V110H121ZM130 112V111H129ZM128 112V113H129ZM145 112V111H144ZM148 112V114H147V121L146 122H148L149 120H151L152 119V116H153V114L152 113H149ZM195 112V111H194ZM45 113V112H44ZM50 113V112H49ZM70 113V112H69ZM68 113V114H69ZM82 113V112H81ZM92 114H94L93 112H91ZM42 114V113H41ZM48 114V113H47ZM76 114V113H75ZM50 115V114H49ZM70 115H72V113H70ZM83 115V114H82ZM91 115V114H90ZM90 115H89V119H91V117L93 116H91L90 117ZM117 115V114H116ZM130 115V114H129ZM133 115H134V113H133ZM138 115V114H137ZM155 115V114H154ZM162 115V114H161ZM46 116V115H45ZM86 116H87V113H86ZM102 116V115H101ZM126 116V115H125ZM163 116V115H162ZM187 116V115H186ZM189 116V115H188ZM208 116V115H207ZM56 117V116H55ZM58 117V116H57ZM60 117V116H59ZM69 117V116H68ZM73 117H74V115H73ZM73 117H70L71 118V122H72V120L74 119ZM83 117V116H82ZM98 117V116H97ZM107 117V116H106ZM137 117V116H136ZM202 117V116H201ZM84 118V117H83ZM88 118H87V120H88ZM93 118V117H92ZM96 118V117H95ZM100 118H102V117H100ZM100 118H99V120H100ZM114 118V117H113ZM123 118V117H122ZM132 118V117H131ZM130 118V119H131ZM144 118V117H143ZM192 118V117H191ZM75 119H76V117H75ZM81 119V118H80ZM79 119V121H81ZM108 119H111V117L110 118H108ZM135 119V118H134ZM175 119V118H174ZM60 120V119H59ZM68 120V119H67ZM92 120V119H91ZM96 120V119H95ZM98 120V121H99ZM103 120V119H102ZM101 120V121H102ZM105 120V119H104ZM113 120V119H112ZM137 120H139V117H138V119ZM143 120V119H142ZM153 120V119H152ZM161 120V119H160ZM45 121V120H44ZM43 121V122H44ZM56 121V120H55ZM62 122H63V120H61ZM65 121V120H64ZM70 121V120H69ZM75 121H77V119L75 120ZM74 121V122H75ZM84 121V120H83ZM93 121V120H92ZM108 121V120H107ZM113 121H115V120H113ZM126 121V120H125ZM124 121V123H127V122H125ZM164 121V120H163ZM180 121V120H179ZM87 122V121H86ZM89 122V121H88ZM120 122V121H119ZM118 122V123H119ZM123 122V121H122ZM193 122V121H192ZM39 123H40V121H39ZM59 123V122H58ZM61 123V122H60ZM64 123V122H63ZM82 123V122H81ZM91 123H96V122H91ZM91 123H89V124H91ZM110 123V122H109ZM116 123H117V121H116ZM130 123V122H129ZM188 123V122H187ZM189 123H191V122H189ZM194 123V122H193ZM44 124H45V122H44ZM52 124V123H51ZM55 124H56V122H55ZM64 124H69L68 126H70V122L69 123H64ZM76 124V123H75ZM86 124V123H85ZM84 124V125H85ZM101 124H102V122H101ZM100 123H99V125H101ZM128 124V123H127ZM127 124H126V126H127ZM136 124V123H135ZM175 124V123H174ZM184 124H186L185 122H184ZM196 124V123H195ZM57 125V124H56ZM59 125V124H58ZM63 125V124H62ZM82 125V124H81ZM87 125H88V123H87ZM92 125V124H91ZM105 125V124H104ZM111 125V127H112V123L110 124ZM119 125H120V123H119ZM121 125H122V127H123V124L121 123ZM120 125V126H121ZM143 125H144V123H143ZM149 125V124H148ZM49 126V125H48ZM60 126H61V124H60ZM63 126H65V125H63ZM72 126V125H71ZM83 126V125H82ZM81 126V127H82ZM102 126H103V124H102ZM120 126H119V128H120ZM182 126H184V125H182ZM190 127V129H191V125H189ZM44 127V126H43ZM72 127H74V126H72ZM88 127V126H87ZM86 127V128H87ZM91 127V126H90ZM95 127V126H94ZM96 127H97V125H96ZM95 127V128H96ZM101 127V126H100ZM113 127H117V124H114V126ZM144 127V126H143ZM160 127H161V125H160ZM192 127H193V125H192ZM236 129H235V128ZM47 128V127H46ZM45 128V129H46ZM70 128V127H69ZM68 128V130H70ZM75 128V127H74ZM78 128V127H77ZM101 128H103V127H101ZM105 128V127H104ZM107 128H110L109 126H107ZM113 129L114 131H117V130H120V129ZM130 128V127H129ZM134 128V127H133ZM148 129H149V127H147ZM176 128V127H175ZM232 128H234L235 129V131L233 130V131H231V129ZM40 129V128H39ZM49 129H50V127H49ZM63 129V128H62ZM64 129H65V127H64ZM88 129V128H87ZM92 129V128H91ZM123 128H121V130H122ZM125 129V128H124ZM127 129H128V126H127ZM152 129V128H151ZM258 129H260V130H258ZM43 129H41V131H42ZM54 129L53 128H51V131H53ZM60 130V129H59ZM67 130V129H66ZM65 130V131H66ZM81 130H83V129H81ZM98 130V129H97ZM103 130V129H102ZM112 130V131H113ZM142 130V129H141ZM144 130V129H143ZM183 130V129H182ZM241 130H244L245 132H246V134H248V136H244V135H242V131ZM260 131V133L259 134H257L256 135V133H255V131ZM45 131V130H44ZM44 131H43V133H44ZM47 131V130H46ZM45 131V132H46ZM56 131V130H55ZM54 131V132H55ZM74 131V130H73ZM91 131H93V130H91ZM110 131V130H109ZM135 131V130H134ZM137 131V130H136ZM174 131V130H173ZM203 131V130H202ZM48 132V131H47ZM46 132V134H48ZM49 132H50V130H49ZM54 132H50L51 134L53 133L54 134ZM57 132H61V131H57ZM63 132V131H62ZM68 132V131H67ZM75 132V131H74ZM73 132V133H74ZM83 132H85V134H86V131H83ZM100 132V131H99ZM111 132V131H110ZM119 132V131H118ZM123 132V131H122ZM121 131H120V133H122ZM124 132H127V131H124ZM144 132V131H143ZM174 132H177V131H174ZM182 132V131H181ZM185 132V130H183V133ZM42 133V134H43ZM50 133H49V135H47V137L49 138V136H50ZM66 133V132H65ZM76 133V132H75ZM74 133V134H75ZM104 133H107V132H105V130H104ZM113 133V132H112ZM115 133V132H114ZM113 133V134H114ZM147 133V132H146ZM39 134V133H38ZM42 134H40V135H42ZM64 134V133H63ZM68 134H70V135H72L71 134V131H70V133H68ZM78 134V133H77ZM84 134V133H83ZM82 134V135H83ZM84 134V135H85ZM108 134V133H107ZM110 135H111V133H109ZM108 134V135H109ZM112 134V135H113ZM117 134V133H116ZM138 134V133H137ZM148 134V133H147ZM155 134V133H154ZM166 134V133H165ZM184 134H186V133H184ZM45 135V134H44ZM54 135H57L56 133L54 134ZM76 135V134H75ZM88 135V134H87ZM98 135V134H97ZM117 135H119V134H117ZM125 135H128L127 133L125 134ZM124 135V136H125ZM131 135V134H130ZM160 135V134H159ZM164 135V134H163ZM254 135H256V138L257 139H259L260 141V146H261V151H260V149L258 150V152L260 151L261 152V154H260V152L258 153V154H260V155H258V154H256V157L255 158H253V156H255V155H253L254 153L253 152H251L252 150L256 153V150H254V148H257L256 147V145H255V147H252V150L251 149H249V150H246L247 152H246V154H242L239 150L241 149V148H243L244 146H245V148H247L246 147V145H248L249 143L252 145V139H253V137H254ZM43 136V135H42ZM64 136V135H63ZM65 136H67V134L65 135ZM69 136V135H68ZM67 136V137H68ZM74 136V135H73ZM77 136V135H76ZM81 136V135H80ZM86 136V135H85ZM84 136V137H85ZM89 137H90V135H88ZM92 136V135H91ZM95 136H96V134H95ZM107 136V135H106ZM114 136V135H113ZM133 136V135H132ZM135 136V135H134ZM144 136L145 135H143V139H144ZM180 136V135H179ZM40 137V136H39ZM44 137V136H43ZM43 137H41V138H43ZM55 137H57V136H55ZM70 137V136H69ZM97 137V136H96ZM108 137H110V136H108ZM121 137H122V134H121ZM154 137H155V135H154ZM153 137V139H155ZM163 137H165V135L163 136ZM181 137V136H180ZM47 138V139H48ZM54 138V137H53ZM58 138L60 139V136H58ZM78 138V137H77ZM82 138V137H81ZM93 138V137H92ZM119 140L121 141V139H120V135H119ZM117 138V139H118ZM148 139H149V137H147ZM47 139H46V141H47ZM50 139H52V138H50ZM49 139V140H50ZM55 139V138H54ZM54 139H52V140H54ZM68 139V138H67ZM72 139H74V137L72 138ZM88 139V138H87ZM97 139V138H96ZM96 139H95V142H96ZM110 139V138H109ZM114 138H112V140H113ZM115 139H116V137H115ZM115 139L113 140V142L115 141ZM124 139V138H123ZM137 139V138H136ZM145 139H146V137H145ZM43 141L45 140V139H42ZM51 140V141H52ZM78 140V139H77ZM82 142H83V140L82 139H80ZM80 140H78V141H80ZM99 140V139H98ZM105 140V139H104ZM165 140V139H164ZM233 140V142H235L236 143V148H235V151L233 150V148H231V146L232 145H230L229 144V141H232ZM40 141V140H39ZM45 141V142H46ZM59 142L61 141V140H58ZM69 141V140H68ZM78 141H76L77 142V144H75V143H73V144H75V146H77L78 148L80 147V145L78 146V144H79V142ZM87 141V140H86ZM91 141V140H90ZM106 141V140H105ZM105 141H104V143H105ZM117 141V140H116ZM145 141H147V140H145ZM153 141H155V140H153ZM168 140H166V142H167ZM180 141V140H179ZM42 142V141H41ZM40 142V143H41ZM50 142V141H49ZM49 142H47V143H49ZM55 142H56V140H55ZM58 142V143H59ZM73 142H75V140L73 141ZM89 142V141H88ZM88 142H83V145L84 144H86V143H88ZM101 143H102V141H100ZM130 142V141H129ZM152 142V141H151ZM254 142V141H253ZM54 143V142H53ZM103 143V144H104ZM112 142H110V144H111ZM126 143V142H125ZM137 143V142H136ZM139 143V142H138ZM176 143V142H175ZM175 143H173V144H175ZM255 143V142H254ZM51 145L50 146H52V142L50 143ZM61 144V145H60ZM70 144H72V143H70ZM106 144V143H105ZM107 144H109L108 143V141H107ZM106 144V145H107ZM113 144V143H112ZM127 144V143H126ZM126 144H124V142H123V144L122 143H119L118 145H115V146H113V149H111V153H109L108 155H107V158H105V156H104V161L103 160H100V161H102V163L103 162H107V164H108V166H107V168H108V170H109V173L107 174V171H106V173H105V170L106 169H104L103 167H104V163L103 164H99V163H96L95 164V166H92V168H90L91 167V165H90V167H89V169H88V172H87V174H88V180L86 179V176H87V174L85 175V176H83V179L82 180H85V181H81L80 179H79V181L77 180L76 182H74L73 181V183H75L74 184V186H75V188L74 189H76L77 191H79V193H81L82 195L84 194L85 196H87V197H89L90 195H92L93 196V199H91V200H93V202L94 203H96L98 206H100V208H102V209H104V211L107 209H109V207L111 206L112 207V205H115V206H117V205H122V207L124 206V208H125V210H124V212L126 211V215H125V213L123 214V215H125L124 216V222H122V225L121 226H119V231H122V232H124V233H128L130 236H133V240H128L127 238V241L124 243V242H120V243H124L122 246H124L123 247V249H124V251H122L121 252V255H123V254H126V257H124V258H126V259H131V261H132V263L134 262L135 264L136 263H138V261L140 262V264H153V262L149 259V257H146V256H144V249H145V246H143L142 244H143V242L141 241L142 240V238L144 237V236H147L148 234L150 235L152 232H153V230L155 229V227H157V226H155V221L157 222V221H159L160 219H161V216H159V212L157 213V211L154 213V211L156 210V208L153 210L152 209V207H153V205H151V201L150 200H152V204H159V203H162V202H170L168 199L166 200V195H165V192H164V190H163V186H164V182L163 181H158V180H156L155 182H153L152 184H153V188L155 189L156 188V192L155 193H150V191L148 192V191H146V190H144V189H142L141 188V186H142V184L140 185V183L142 182H140V180L136 177V178H134V180H132L131 182H129L127 179L129 178V176H131L132 175V167H133V165H135V164H143L144 163V160L146 159V154L144 153V151H139V153H136L135 151H134V148L131 146V145H126ZM134 144H135V142H134ZM149 144H150V142H149ZM151 144H153V143H151ZM150 144V145H151ZM157 144H159L158 142H157ZM165 144V143H164ZM44 145V144H43ZM54 145V144H53ZM55 145H56V143H55ZM59 145L60 146H62V143H59ZM66 145H67V143H66ZM69 145V144H68ZM82 145V146H83ZM87 145V144H86ZM147 145H148V143H147ZM149 145V146H150ZM161 145V144H160ZM160 145L159 146H157V148L158 147H160ZM183 145V144H182ZM182 145H180V147H182ZM187 145V144H186ZM234 145V144H233ZM60 146H58V144H57V147H60ZM63 146H65V145H63ZM70 146V145H69ZM85 146V145H84ZM92 146V145H91ZM104 146V145H103ZM112 146V145H111ZM131 146V147H130ZM135 146H136V144H135ZM141 146H142V144H141ZM155 146V145H154ZM153 146V148H156V146L154 147ZM179 146V145H178ZM177 146V147H178ZM54 147V146H53ZM71 147V146H70ZM73 147V146H72ZM77 147H76V150H78L77 149ZM151 148H152V146H150ZM177 147H176V149H177ZM46 148V147H45ZM56 148V147H55ZM54 148V149H55ZM63 148V147H62ZM74 148V147H73ZM81 148V147H80ZM103 148V147H102ZM105 148V147H104ZM146 148H148V147H146ZM166 148V147H165ZM175 148V147H174ZM173 148V149H174ZM190 148V147H189ZM249 148V147H248ZM48 149H50L49 147H48ZM70 149H72V148H70ZM86 149V148H85ZM85 149H83L84 150V152H86V150ZM161 149V148H160ZM172 148H170L169 150H171ZM244 149V148H243ZM47 150V149H46ZM46 150H44L43 149V151H46ZM56 150V149H55ZM58 150V149H57ZM61 149H59V151H60ZM65 150V149H64ZM63 150V151H64ZM75 150V149H74ZM73 150V151H74ZM79 150H82V149H79ZM94 150V149H93ZM105 150V149H104ZM103 149H102V151H104ZM110 150V149H109ZM139 150V149H138ZM198 150V149H197ZM41 151V150H40ZM39 151V152H40ZM65 151H68V150H65ZM70 151V150H69ZM68 151V152H69ZM89 151V150H88ZM87 151V152H88ZM96 151V150H95ZM173 151V150H172ZM61 152V151H60ZM67 152V153H68ZM87 152H86V154H87ZM90 152L92 153V150H90ZM90 152H89V154H90ZM97 152V151H96ZM100 152H101V150H100ZM149 152V151H148ZM155 151H153V153H154ZM156 152H158V151H156ZM160 152V151H159ZM249 152H250V155H252V157L249 155ZM53 155L55 154V153H53V152H51ZM63 153V152H62ZM66 153V154H67ZM71 153V152H70ZM75 153H76V151H75ZM79 153V152H78ZM77 153V154H78ZM102 153V152H101ZM183 153V152H182ZM253 153V154H252ZM47 154V153H46ZM49 154H50V152H49ZM48 154V155H49ZM65 154V155H66ZM69 154V153H68ZM80 154H82V152L80 153ZM104 154V153H103ZM172 154H173V152H172ZM171 154V155H172ZM44 155H45V153H44ZM70 155V154H69ZM72 155H75V154H72ZM71 155V156H72ZM156 155V154H155ZM158 155H160L159 153H158ZM170 155V156H171ZM178 155V154H177ZM210 155H212V157H211V159H214V164H210V162H209V157H210ZM51 156V155H50ZM49 156V157H50ZM61 156V155H60ZM70 156V157H71ZM76 156V155H75ZM84 156V155H83ZM87 156V155H86ZM94 156V155H93ZM98 156V155H97ZM103 156V155H102ZM162 156V155H161ZM214 156V157H213ZM247 156V157H246ZM257 156H259V157H257ZM51 157H54V156H51ZM62 157H63V155H62ZM69 157V156H68ZM67 156H66V158H68ZM69 157V158H70ZM80 157H81V155H80ZM79 157V158H80ZM98 157H100V156H98ZM252 159H251V158ZM60 158V157H59ZM83 158V157H82ZM91 158H93V157H91ZM95 158L96 159H98L97 157H96V155H95ZM163 158V157H162ZM173 158V157H172ZM194 158V159H195ZM53 160H55L54 158H52ZM63 159V158H62ZM62 159H60V160H62ZM76 159V158H75ZM75 159H73V160H75ZM90 159V158H89ZM103 159V158H102ZM157 159H159V156H158V158ZM186 159H188V158H186ZM42 160H43V158H42ZM56 160H57V157H56ZM64 160V162H65V159H63ZM63 160H62V162H63ZM70 160V159H69ZM68 160V161H69ZM80 160H81V158H80ZM91 160V159H90ZM146 160H148V159H146ZM145 160V161H146ZM167 160V159H166ZM169 160V159H168ZM253 160L255 161L254 163H256V164H258L257 166H255V165H252V163H253ZM67 161V160H66ZM79 161V160H78ZM92 161V160H91ZM91 161H90V163H91ZM94 161H95V159H94ZM96 161H98V160H96ZM160 161V160H159ZM172 161V162H171ZM252 161V162H251ZM44 162V161H43ZM61 162V161H60ZM85 161H83L82 163H84ZM86 162H88V161H86ZM86 162H85V164H86ZM138 162V163H137ZM180 162V161H179ZM178 162V163H179ZM196 162V161H195ZM46 163V162H45ZM53 162H51V164H52ZM66 163V162H65ZM73 163V162H72ZM76 163V162H75ZM75 163H73V164H75ZM78 163V162H77ZM89 163V164H90ZM169 164H167V166L169 167V168H172V167H174V166H172V165H174L173 164V160L171 159V160H169V162H168ZM198 163V162H197ZM251 163V164H250ZM40 164V163H39ZM44 163H42V164H40V165H42L43 167H45V165H43ZM57 164V163H56ZM62 164V163H61ZM64 164V163H63ZM72 164V165H73ZM81 164V163H80ZM92 164H93V162H92ZM139 164H138V167H139ZM39 165V166H40ZM47 165V164H46ZM69 165H71L70 163H69ZM68 164H67V166L70 168V166H69ZM71 165V166H72ZM78 165V164H77ZM178 165V164H177ZM251 165H252V167H251ZM48 166V165H47ZM62 166V165H61ZM74 166V165H73ZM79 166V165H78ZM81 166H83V164L81 165ZM153 166V165H152ZM253 166H254V168H253ZM261 167V168H259V167ZM52 167V166H51ZM55 167V166H54ZM59 167V166H58ZM76 167V166H75ZM167 167V168H168ZM208 168V170H212L213 172L212 173H210V174H206L205 173V170L204 171H202L203 172V174H200L199 173V169L201 168ZM249 167L251 168V170H253L252 172H254V173H252V174H254V176H256L255 178H253V180H251V174H249V172L251 171L250 169H249ZM41 168V167H40ZM69 168H68V170H69ZM79 168V167H78ZM81 168H83V167H81ZM88 168V167H87ZM87 168H84L85 170L87 169ZM175 168V167H174ZM260 169L259 171L261 172V173H258V170L256 171V169ZM48 169V168H47ZM59 169H60V171L59 172H61V169L62 168H60L59 167ZM64 169H65V167H64ZM66 169H67V167H66ZM70 169H73V168H70ZM103 169H104V171H103ZM155 169V168H154ZM166 169V168H165ZM173 169V168H172ZM57 170V169H56ZM67 170V171H68ZM74 170V169H73ZM73 170H70V172H72ZM78 170V169H77ZM81 171H84V170H82V169H80ZM80 170L78 171V172H80ZM139 170V169H138ZM167 170V169H166ZM181 170V169H180ZM179 170V171H180ZM41 171H43V169L41 170ZM40 171V172H41ZM47 171H50V170H47ZM52 171H54V170H52ZM51 171V172H52ZM66 171V172H67ZM151 171V170H150ZM175 171H176V169H175ZM174 171V172H175ZM45 172V171H44ZM43 172V173H44ZM58 172V173H59ZM65 171H64V174L66 173ZM74 173H75V171H73ZM72 172V173H73ZM135 172V171H134ZM143 172V171H142ZM152 172V171H151ZM255 172H257V173H255ZM39 173V172H38ZM43 173H42V175H43ZM57 173V172H56ZM62 173V172H61ZM71 173V174H72ZM77 173V172H76ZM75 173V174H76ZM81 173V172H80ZM80 173H77V174H79L80 175ZM251 173V172H250ZM50 174H52V173H50ZM67 174H69L68 172H67ZM66 174V175H67ZM75 174H72V176L73 175H75ZM139 174V173H138ZM141 174V173H140ZM148 174V173H147ZM150 174V173H149ZM176 174H178V172L176 171L175 172V175ZM256 174H259V175H261L262 174V176L260 177L259 175L257 176ZM39 175V174H38ZM47 175H49V173L47 174ZM58 175V174H57ZM62 176H63V173L61 174ZM78 175V176H79ZM81 175H83V174H81ZM80 175V176H81ZM134 175V174H133ZM136 175V174H135ZM142 175V174H141ZM179 175V174H178ZM178 175H176L175 177H177ZM44 176V175H43ZM54 176H56V175H54ZM62 176H61V178H62ZM65 176V175H64ZM174 176V175H173ZM50 177V176H49ZM74 177V176H73ZM145 177V176H144ZM42 178V177H41ZM45 178V177H44ZM59 178V177H58ZM65 178H67L66 176H65ZM85 178V179H84ZM133 178V177H132ZM150 178V177H149ZM181 178V177H180ZM258 178V182L256 181V179ZM48 179V178H47ZM46 179V180H47ZM56 179H57V177H56ZM63 179H64V177H63ZM70 179V178H69ZM91 179V181H89ZM58 180H60V179H58ZM67 180V179H66ZM65 180V181H66ZM72 180V179H71ZM142 180V179H141ZM146 180V179H145ZM44 181V180H43ZM53 181V180H52ZM68 181V180H67ZM66 181V182H67ZM70 181V180H69ZM81 181V182H80ZM184 181L185 180H182V182L184 183ZM253 181H256V182H253ZM55 182H56V180H55ZM144 182V181H143ZM150 182V181H149ZM50 183H51V180H50ZM59 183V182H58ZM62 183H64V182H62ZM67 183H69V182H67ZM72 182H70V184H71ZM77 183V184H76ZM166 183V182H165ZM173 183V182H172ZM152 184H150V185H152ZM182 184V183H181ZM51 185V184H50ZM63 185H65V183L63 184ZM67 185V184H66ZM72 185V184H71ZM186 185V184H185ZM44 186V185H43ZM51 186H53V185H51ZM55 186H56V184H55ZM58 186V185H57ZM56 186V187H57ZM70 186V185H69ZM148 186V185H147ZM182 187H183V185H181ZM46 187V186H45ZM50 187V186H49ZM58 187H60L61 188V185L60 186H58ZM65 187V186H64ZM72 187V186H71ZM250 187H251V189L253 190L254 188L255 189H257L258 191H259V193L261 194V195H259L260 197V199H258L257 198V196L255 195H253L254 197L253 198H257V199H252L251 197V195L253 194V192H255L254 190L252 191L251 190V193L252 194H250V196H246V197H249V199L248 198H246V197H244V195H245V193L247 194V191L248 190H250ZM252 187H254V188H252ZM60 188H58V190H61ZM67 188H68V186L67 187H65L64 189H66L67 190ZM70 188V187H69ZM42 189H45V188H42ZM47 189V188H46ZM50 190H52L51 188H49ZM64 189H62L61 191H64ZM149 189V188H148ZM153 189V190H154ZM120 190H125L127 193L126 194H128V196H127V198L124 200L121 196H120V193H119V191ZM150 190H151V188H150ZM54 191H56V190H54L53 189V192ZM213 191H217L218 193H219V196H218V198H212L211 196V192H213ZM257 191V192H258ZM43 192V191H42ZM50 192V191H49ZM48 192V193H49ZM57 192V191H56ZM60 192V191H59ZM72 192V191H71ZM74 192V191H73ZM72 192V193H73ZM173 192L174 193H180V191L178 190V189H175V190H173ZM45 193V192H44ZM55 193V192H54ZM65 193L67 194V192L65 191ZM68 193H69V189H68ZM71 193V194H72ZM222 193H227L226 195L228 196H222L221 194ZM235 193V194H234ZM39 194V193H38ZM41 194V193H40ZM43 194V193H42ZM58 194V193H57ZM64 194V193H63ZM66 194H65V196H66ZM89 196H88V195ZM153 194H154V197H152L151 198V196H153ZM239 195L238 197H242V202H244V203H242L241 202V205H243L244 206V204H245V202L247 203V202H249V201H251L252 202V204H254L255 203V201L256 200H259V202H257V203H255L254 205H258V208H259V210L257 209V212H253L252 210H253V208H252V210L250 211V210H248L247 211V209H249V207L251 206V204H250V202L249 203H247V205H246V207L244 206V208L242 209V207L240 208L239 207V209H237V207H238V202H237V204H236V201L235 202H233L234 203V206H236V210H238V211H235V209H233V211L234 212H236V213H232V214H229V212H228V214L227 213H225L224 211H218L217 213L214 211V212H212L213 210L212 209H216V208H214L215 206H216V204H217V206H220L221 208H222V206H224L225 205V207H226V210H228L229 208H231L230 206H228L229 205V201H233L234 199V197L233 196H236V195ZM248 194H249V192H248ZM254 194H256V193H254ZM50 195V194H49ZM55 195V194H54ZM53 195V196H54ZM68 195V194H67ZM79 195V194H78ZM77 195V196H78ZM224 195V194H223ZM231 195V196H230ZM242 195V196H241ZM41 196V195H40ZM52 196V195H51ZM52 196V197H53ZM64 196V195H63ZM68 196H70V195H68ZM73 196V195H72ZM52 197H50L49 196V200H50V198H52ZM76 197V196H75ZM230 197H232V200H230L231 198ZM59 198V197H58ZM57 198V199H58ZM61 198V197H60ZM64 198V197H63ZM69 198V197H68ZM68 198H66V200H68ZM74 198V197H73ZM78 198V197H77ZM251 198V199H250ZM65 199V198H64ZM70 199V198H69ZM75 199V198H74ZM82 199V198H81ZM80 199V200H81ZM246 199H248V201L246 200ZM53 200H55V199H53ZM60 200V199H59ZM76 200V199H75ZM90 200V199H89ZM40 201H42V200H40ZM46 201V200H45ZM69 201V200H68ZM70 201H72V199L70 200ZM82 201V200H81ZM80 201V203H83V201H84V199H83V201L81 202ZM49 202V201H48ZM51 202H53V201H51ZM60 202H62V201H60ZM86 201H84V203H85ZM88 202V201H87ZM86 202V203H87ZM172 202V201H171ZM176 202H178V200L176 201ZM179 202H181V204H182V201L180 200ZM43 203V202H42ZM42 203L39 205V206H42ZM78 203V202H77ZM76 203V204H77ZM86 203L84 204V206L86 205ZM90 203H92V201L91 202H89V204ZM165 203V204H166ZM185 203V202H184ZM212 203V204H211ZM216 203V204H215ZM44 204V203H43ZM52 204V203H51ZM75 204V203H74ZM164 204V203H163ZM210 204L212 205V207L210 206ZM215 204V205H214ZM71 205H73V204H71ZM78 205V204H77ZM80 205V204H79ZM87 205H88V203H87ZM86 205V206H87ZM228 207H227V206ZM253 205V206H254ZM69 206V205H68ZM74 206V205H73ZM81 206V205H80ZM79 206V207H80ZM93 206V205H92ZM155 206V205H154ZM185 207L187 206V205H184ZM210 206V207H209ZM249 206V207H248ZM260 206V207H259ZM43 207V206H42ZM42 207H39V208H42ZM78 206H76V208H77ZM110 207V208H111ZM117 207H119V206H117ZM134 207V208H133ZM185 207H183V206H181V209L182 208H185ZM194 207V208H193ZM196 207V208H195ZM202 207V206H201ZM252 207V206H251ZM71 208V207H70ZM113 208V207H112ZM114 208H116V207H114ZM120 208V207H119ZM166 208V207H165ZM170 208V207H169ZM219 207H217V210H219L218 209ZM232 208H233V206H232ZM231 208V209H232ZM73 209V208H72ZM79 209V208H78ZM122 208H120V210H121ZM134 211H133V210ZM173 209V208H172ZM198 209V208H197ZM198 209V210H199ZM43 210H45V209H43ZM84 210V209H83ZM111 210V209H110ZM165 210V209H164ZM167 210V209H166ZM221 210V209H220ZM72 211V210H71ZM73 211H74V209H73ZM79 211H80V209H79ZM117 211V210H116ZM159 211V210H158ZM211 211V212H210ZM254 211H256L255 210V208H254ZM42 212V211H41ZM60 211H58V213H59ZM76 212V211H75ZM74 212V213H75ZM101 212V211H100ZM108 212V211H107ZM164 212V211H163ZM167 212V211H166ZM165 212V213H166ZM175 212V211H174ZM177 213H180L181 212V210L178 212V211H176ZM176 212H175V214H176ZM253 212V213H252ZM54 213V212H53ZM77 213L78 212H76L75 214L77 215ZM81 213L83 214V212L81 211ZM109 213V212H108ZM107 213V214H108ZM55 214V213H54ZM103 214V213H102ZM101 214V215H102ZM118 214V213H117ZM253 214V215H252ZM44 215H47V214H44ZM43 215V216H44ZM59 215V214H58ZM84 215V214H83ZM113 215V214H112ZM177 215V214H176ZM212 215H216V217H217V222H215L214 220L212 221V220H209V219H211L210 217H212ZM228 215V216H227ZM256 215V217H255V219L257 220V217H258V226H257V229H256V227H254L253 228V226H256L257 225V223H254L255 221L253 220L254 219V217L253 216H255ZM41 216V215H40ZM55 216V215H54ZM53 216V217H54ZM63 216V215H62ZM62 216H59V217H62ZM68 216V215H67ZM85 216V215H84ZM103 216V215H102ZM117 216V215H116ZM115 216V217H116ZM163 216H164V214H163ZM162 216V217H163ZM166 216V215H165ZM50 217V216H49ZM87 217V216H86ZM108 217V216H107ZM107 217H106V219H107ZM110 217V216H109ZM113 217V216H112ZM122 217V216H121ZM171 217V216H170ZM169 217V218H170ZM195 217H197V218H195ZM214 218H216L215 216H213ZM65 218H66V216H65ZM70 218V217H69ZM117 218V217H116ZM168 218V219H169ZM46 219V218H45ZM52 219V218H51ZM75 219V218H74ZM73 219V220H74ZM103 219V218H102ZM110 219V218H109ZM113 220H114V217L112 218ZM117 219H119V218H117ZM194 219L195 220H199L200 219V221H199V225L198 226H196L195 225V222H194ZM235 219H237V222H235ZM244 221V224H242V225H239V223L238 222H242V220ZM252 219V221L253 222H251L250 220ZM49 220H50V218H49ZM54 220V219H53ZM61 219H59V221H60ZM62 220H64V219H62ZM61 220V221H62ZM68 220V219H67ZM66 220V221H67ZM69 220H71V219H69ZM69 220H68V223H70L69 222ZM111 220V219H110ZM116 220V219H115ZM114 220V221H115ZM170 220H172V219H170ZM94 221V220H93ZM112 221V220H111ZM110 221V222H111ZM117 221V220H116ZM120 221H122V220H120ZM178 221V220H177ZM256 221V222H257ZM73 222V221H72ZM71 222V223H72ZM118 222V221H117ZM65 223V222H64ZM70 223V224H71ZM78 223V222H77ZM81 223H83V222H81ZM121 223V222H120ZM160 223V222H159ZM251 223H254V225L252 226L251 225ZM73 224H76L75 222L73 223ZM79 224V227H80V223H78ZM77 224V225H78ZM112 224H114V223H111V225ZM170 224H172V223H170ZM198 224V223H197ZM241 224V223H240ZM256 224V225H255ZM48 225H50V224H48ZM56 225V224H55ZM64 225H66V224H64ZM161 225L163 226V224H160V227H161ZM172 225H174V224H172ZM51 226V225H50ZM74 226V225H73ZM82 226V225H81ZM110 226V225H109ZM165 226V225H164ZM132 227V228H131ZM167 227V226H166ZM171 227V226H170ZM51 228H52V226H51ZM108 228H110V227H108ZM118 228V227H117ZM159 228V227H158ZM163 228H165V227H163ZM169 228V227H168ZM82 229V228H81ZM87 229V228H86ZM104 229V228H103ZM106 229V228H105ZM178 229V228H177ZM256 229V230H255ZM51 230H53V229H51ZM108 230V229H107ZM113 230V229H112ZM205 230H206V232H205ZM106 231V230H105ZM178 231V230H177ZM109 232V231H108ZM111 232V231H110ZM117 233H118V231H116ZM254 232V233H253ZM64 233V232H63ZM116 233V234H117ZM159 233V232H158ZM167 233V232H166ZM193 233V232H192ZM65 234V233H64ZM76 234V233H75ZM101 234V233H100ZM115 234V235H116ZM153 234V233H152ZM179 234V235H178ZM124 235H122V237H123ZM165 236V235H164ZM172 236H173V234H171V232L169 231L168 233H167V240L166 241H168L167 242V244L168 243H170L171 244V240H172ZM120 237H121V235H120ZM126 237V236H125ZM152 237V236H151ZM166 237V236H165ZM109 238H111V237H109ZM109 238H108V241H109ZM119 239V238H118ZM159 239L160 238H158V239H156V237H155V239H153L152 241H151V245L150 246H147V247H149L150 249H152V246L154 245L153 243H157V242H159ZM255 239H256V241H255ZM106 240V239H105ZM120 240V239H119ZM125 240V239H124ZM158 240V241H157ZM161 240V239H160ZM163 240V239H162ZM179 240V239H178ZM118 241V240H117ZM105 242V241H104ZM109 242H111V241H109ZM148 242H150V241H148ZM179 242V241H178ZM254 242V243H253ZM256 242V243H255ZM80 243V242H79ZM102 243V242H101ZM106 244H107V242H105ZM142 243V244H141ZM166 243V242H165ZM184 243V242H183ZM182 243V244H183ZM114 244V243H113ZM117 244V243H116ZM179 244V243H178ZM186 244V243H185ZM104 245V244H103ZM115 245V244H114ZM117 245H119V244H117ZM169 245V244H168ZM168 245H166L167 247H168ZM172 245V244H171ZM171 245H169V246H171ZM76 246V245H75ZM113 246V245H112ZM116 246V245H115ZM161 246V245H160ZM173 246V245H172ZM174 246H176V245H174ZM178 246V245H177ZM189 246V245H188ZM103 247V246H102ZM101 247V248H102ZM104 247H105V245H104ZM114 247V246H113ZM163 247V246H162ZM165 247V246H164ZM166 247V248H167ZM182 247V246H181ZM110 248V247H109ZM112 248V247H111ZM118 248H119V246H118ZM121 248V247H120ZM165 248V250H167ZM171 248V247H170ZM179 248V247H178ZM83 249V248H82ZM104 249V248H103ZM105 249H108V248H106L105 247ZM114 249V248H113ZM116 249V248H115ZM118 250V249H117ZM120 250V249H119ZM172 250V249H171ZM79 251V250H78ZM104 251V250H103ZM110 251H112L111 249H110ZM143 251V252H142ZM156 251V250H155ZM168 251V250H167ZM125 252V253H124ZM126 252H129L130 254L129 255H127V253ZM184 252V251H183ZM186 252V253H187ZM114 253V252H113ZM123 253V254H122ZM185 253V254H186ZM104 254V253H103ZM110 254V253H109ZM112 254V253H111ZM116 254V253H115ZM187 254V255H188ZM253 254V255H252ZM102 255V254H101ZM104 255H106V254H104ZM150 255V254H149ZM161 255H163V254H161ZM169 255V254H168ZM171 255V254H170ZM232 255H234V257H233V259H232ZM248 255H249V257H248ZM251 255V256H250ZM97 256V255H96ZM100 256V255H99ZM108 256V255H107ZM106 256V257H107ZM112 256H114V255H112ZM180 256H182V255H180ZM192 256V255H191ZM245 256V257H244ZM254 256V257H255ZM74 257V256H73ZM103 257V256H102ZM116 257V256H115ZM115 257H113V258H115ZM122 257V256H121ZM120 257V258H121ZM195 257V256H194ZM236 257V258H237ZM247 257V258H246ZM250 257H251V259H250ZM76 258H78V257H76ZM99 258H101V256L99 257ZM110 258V257H109ZM116 258H118V257H116ZM134 258H136L137 259V262L136 261H134ZM151 258V257H150ZM225 258H223V260H225L226 261V259ZM103 259V258H102ZM105 259V258H104ZM103 259V260H104ZM133 259V260H132ZM149 259V260H148ZM152 259V258H151ZM163 259H164V257H163ZM178 259V258H177ZM177 259H176V257H175V260L177 261ZM189 259V258H188ZM202 259V258H201ZM209 259V258H208ZM246 259V260H245ZM250 259V261H248V260ZM108 260V259H107ZM111 260V259H110ZM116 260V259H115ZM153 261H154V258L152 259ZM210 260V259H209ZM222 260V259H221ZM83 261H85V260H83ZM83 261H82V264H83ZM121 262H123V260H120ZM125 261V260H124ZM130 261V260H129ZM186 261V260H185ZM225 261H223V262H225ZM111 262V261H110ZM178 262V261H177ZM209 262H212L211 260L209 261ZM222 262V263H223ZM228 262V261H227ZM226 262V263H227ZM232 262H231V264H232ZM238 262V261H237ZM117 263H118V261H117ZM125 263H126V261H125ZM131 263V262H130ZM195 263V262H194ZM225 263V264H226ZM253 263V262H252ZM85 264H86V261H85ZM169 264V263H168ZM171 264V263H170ZM179 264V263H178ZM181 264V263H180ZM209 264H216L215 262H213V263H209ZM218 264H220V263H218ZM224 264V263H223ZM233 264H240V263H233Z\"/></svg>",
	"mask_w": 264,
	"mask_h": 264
},
{
	"label": "crops",
	"instance_id": "0c3cea01",
	"mask_svg": "<svg viewBox=\"0 0 264 264\" xmlns=\"http://www.w3.org/2000/svg\"><path fill=\"white\" fill-rule=\"evenodd\" d=\"M236 87H237V85H236ZM234 128H235V127H234ZM234 128H232L231 131H233V130L235 131L236 128H235V129H234ZM258 130H260V129H258ZM241 131H242V132H241L242 135H244V136H248V134H246V132H245L244 130H241ZM255 133H256V135H257V134L260 133V131H257V130H256ZM256 135H254V137H253V139H252V145L249 143L248 145H246L247 148H245V146H244V147H243L244 149L241 148V149L239 150L242 154H243V153L246 154V152H247L246 150H249V149L252 150V147H255V145H256V147H257V148H254V150L257 149V150H256V153H255L253 150L251 151V152L254 153V154H253V153H252V154L255 155V156H253V158H255V157H256V154H258V153L261 151V146H260V142H259L260 140L256 138ZM253 141H254L255 143H254ZM229 144L232 145L231 148H233V150L235 151V148L237 147V146H236V143L233 142V140H232V141H229ZM233 144H234V145H233ZM254 144H255V145H254ZM248 147H249V148H248ZM197 149H198V148L195 147V149H194V151H193V159H192V160L194 161L195 164H198V165H199V164H201V162H200V160H198V161L196 160V158H197V157H196V154H198V152H199V153H202V152L200 151V149H198V150H197ZM259 149H260V151L258 152ZM257 152H258V153H257ZM177 154H178V155H177V160H178V162L180 161V162L178 163V165H177V171H178V174H179V175H178L177 177H175V175H174V173H173L174 176H173V179H172V180H173V183L175 184L176 188L180 191V190H182L183 188L188 187L190 184H189V182L186 183V178H187V177H186V174H184V173H186L187 168H186V167L184 166V164L182 163V159H185V155L180 154V152H178ZM244 154H243V155H244ZM260 154H261V152H260ZM260 154H258V155H260ZM249 155H250V152H249ZM250 156L252 157V155H250ZM171 157H172V156H171ZM195 157H196V158H195ZM211 157H212V155H210V157L208 158V159H209V162H210V164H211V163L214 164V159H211ZM213 157H214V156H213ZM246 157H247V156H246ZM251 157H250V158H251ZM257 157H259V156H257ZM194 158H195V159H194ZM197 159H198V158H197ZM251 159H252V158H251ZM195 161H196V162H195ZM197 162H198V163H197ZM251 162H252V161H251ZM254 162H255V161L253 160L252 165H255V164H256V163H254ZM212 164H211V165H212ZM250 164H251V163H250ZM252 165H251V167H252ZM257 165H258V164H256L255 166H257ZM258 167H259V166H258ZM253 168H254V166H253ZM259 168H261V167H259ZM180 169H181V170H180ZM249 169L251 170L250 167H249ZM255 169H256V168H255ZM179 170H180V171H179ZM204 170H205V173L207 172L206 174H210V173L213 172L212 170H208V169H206V168H205V169H203V168L201 169V168H200V169H199V173H200V174H203L202 171H204ZM257 170H258V169H256V171H257ZM259 170H260V169H259ZM259 170H258V173H261V172H260L261 170H260V171H259ZM252 171H253V170L250 171L251 173L249 172V174H251V175H250V176H251V180H253V178L256 177V176H254V174H252V173H254V172H252ZM263 171H264V170H263ZM255 173H257V172H255ZM263 174H264V172H263ZM256 175L258 176L259 174H256ZM157 176H158V175H157ZM259 176L261 177L262 174L259 175ZM180 177H181V178H180ZM155 179H157L156 176H155ZM132 180H134V178L131 177V178L129 179V182H131ZM182 180H185L184 183H182ZM257 180H258V178L256 179V181H257ZM259 180H260V179H259ZM259 180H258V181H259ZM256 181H253V182H256ZM258 181H257V182H258ZM132 182H133V181H132ZM181 183H182V184H181ZM170 184H171V183H169V185H170ZM185 184H186V185H185ZM169 185H168L167 187H169ZM181 185H183V187H182ZM143 186H147V184L145 183V184H143ZM167 187H162V188H163V190H164V188L166 189ZM151 188H152V190L154 189L152 186H151ZM252 188H254V187H252ZM251 190H252V189H251V187H250V190L247 191V194L245 193L244 197H246L247 195L250 196V194H252V193H251ZM253 190H254L255 192H253V194L251 195V196H252L251 198H252L253 200H254V199H257V198L260 199V198H259V197H260L259 195H261V194L259 193V191H258L257 189H255V188H254ZM253 190H252V191H253ZM156 191H157V190H156V188H155V189L153 190V192L155 193ZM257 191H258V192H257ZM248 192H249V194H248ZM180 193H182V195H181V197L179 198V201L181 200V201H182V204H181V202L178 201V204H177L176 206H174V205H170V206H169L170 208L167 209V212H168V213H167V216H169V217L171 216L170 218L172 219V222H174V225H175V223H177V225H178V227L180 228V230H181V229L184 230V229H185V227H184L185 225L183 226V225L181 224V222H183L184 220H186V218H184V217H187V215H186L187 212H188V214H189L190 212H192V211H194V210H192L191 205L189 206V204L192 203L191 198L187 197V196L184 194V192H182V191H180ZM180 193H179V194H180ZM254 193H256V194H254ZM223 194H224V195H223ZM226 194H227V193H222L221 195L224 197ZM234 194H235V193H234ZM211 195H212V196H211L212 198H215V199H216V198H218L219 193H218L217 191H213V192H211ZM239 195H240V194H239ZM239 195L237 194L236 196H233V197H234V198H233L234 200H233V201H229V205H228V206H230L231 208H232V206H233L232 209L229 208L228 210H226L225 205L222 206V208H221L220 206H217V204L215 203L216 206H215L214 208H216V209H212V210H213L212 212H214V211L216 210V211H215L216 213H217L218 211H220V212H221V211H224V212L227 213V214H228V212H229V214H232V213L234 212L233 209L236 208V206H234V203H233V202H235V201H236V204H237V202H238V207H237V209H239V207H240V208L242 207V209H243L244 206L246 207L247 203L250 202V204H251L252 207H251V206H250V207L248 206L249 209H247V211H248V210L251 211L253 207H254L255 210H256V211H254V208H253L252 211H253L254 213L257 212V209L259 210V208H258V205H259V204H258V205H257V204L254 205L255 203L259 202V200H256L254 204H252L251 201H249V202H247V203L245 202L246 205L244 204V206H243V205H241V202L243 201V200H242V197H243V196L241 195L242 197H238ZM253 195H254V196L256 195L257 198H256V197L253 198V197H254ZM226 196H227V195H226ZM230 196H231V195H230ZM227 197H228V196H227ZM230 198H231L230 200H232V197H230ZM246 198L249 199V197H246ZM251 198H250V199H251ZM248 199H246V200L248 201ZM184 202H185V203H184ZM242 203H244V202H242ZM259 203H260V202H259ZM211 204H212V203H211ZM211 204H210V206L212 207ZM215 204H214V205H215ZM184 205H187V206L185 207ZM253 205H254V206H253ZM181 206H183V207H185V208H182V209H181ZM201 206H202V207H201ZM210 206H209V207H210ZM226 206H227V205H226ZM228 206H227V207H228ZM217 207H219L221 210H220L219 208H218L219 210H217ZM259 207H260V206H259ZM172 208H173V209H172ZM193 208H194V207H193ZM195 208H196V207H195ZM197 208H198V209H199V208L202 209V208H203V205H202V204H199ZM197 208H196L195 211L192 212V213L195 214V216H198V217H199L200 215H197V214H199V213H203V212H201V210H200V209L198 210ZM209 209H210V208H209ZM209 209L204 208V210L202 209V211H204V212L206 211V212H207V210H208V212H209ZM162 210H163V209H162ZM180 210H181L180 213H177V212H176V211L179 212ZM174 211L176 212L177 215L175 214ZM235 211H238V210L235 209ZM210 212H211V211H210ZM253 212H252V213H253ZM234 213H236V212H234ZM234 213H233V214H234ZM252 215H253V214H252ZM213 216L216 217V215H212V217H210L211 219H209V220H212V221L214 220L215 222H217V221H218V220H217V217L214 218ZM227 216H228V215H227ZM200 217H201V219H202V216H200ZM253 217H254L253 220L255 221V220H256V219H255L256 215L253 216ZM195 218H197V217H195ZM197 219H198V218H197ZM177 220H178V221H177ZM241 220H242V219H241ZM257 220H258V217H257ZM257 220H256V221H257ZM199 221H200V219H199V220H195V219H194V222H195V225H196V226H198V225L200 224ZM250 221L253 222L252 219H251ZM256 221L254 222V223H257V225L255 224L256 226H253L254 223H251V225L253 226V228L256 227V229H257L258 221H257V222H256ZM159 222H160V221H157L156 223H154L155 226L160 227V224H163V226H164V225H166V226H170V220H169L167 217H165L160 223H159ZM235 222H237V219H235ZM183 223H185V221H184ZM197 223H198V224H197ZM238 223H239V225H242V224H244V221L242 220V222L240 221V222H238ZM240 223H241V224H240ZM161 226H162V225H161ZM256 229H255V230H256ZM192 232H193V233H192ZM205 232H206V230H205ZM253 233H254V232H253ZM187 234H188V235H189V234H190V235H192V234L196 235V234H195V231H194L193 229H189ZM255 241H256V239H255ZM253 243H254V242H253ZM255 243H256V242H255ZM238 255H239V257L236 256L237 258L235 257V259H234V260L237 259L238 262H237V261H236V262H235V261L232 262L233 260H230L231 258L228 259L227 257L225 258V256L223 257V256H220V255H211L210 257L205 258L204 255L202 256L201 254H198V253H195V254L193 255V257H190V258L188 259V262L185 261V260H186L185 257L182 258V259L185 261L184 264H209V263H213V262H215L216 264H218V263H220V264H223V263H224V264H225L227 261H228V262H227L226 264H231V262H232V264H233V263H240V264H242L241 261L244 262V261L242 260L243 257H242V259H241L240 257L243 256V255H242L241 253H238ZM240 255H241V256H240ZM252 255H253V254H252ZM194 256H195V257H194ZM250 256H251V255H250ZM254 256H255V255H253V258H252L253 260H251V261H250L251 257H250L249 260L247 259L248 261H250L249 264H254V260L257 261V259H258L257 257H258V256H257V257H256V256L254 257ZM231 257H232V259H233L234 255H232ZM244 257H245V256H244ZM248 257H249V255H248ZM201 258H202V259H201ZM208 258H209L212 262H209L210 260H209ZM223 258H225L226 261L223 260ZM246 258H247V257H246ZM179 259H180V258H179ZM221 259H222V260H221ZM245 260H246V259H245ZM179 261H180V260H179ZM223 261H225V262H223ZM194 262H195V263H194ZM222 262H223V263H222ZM252 262H253V263H252Z\"/></svg>",
	"mask_w": 264,
	"mask_h": 264
}]
</instances>
